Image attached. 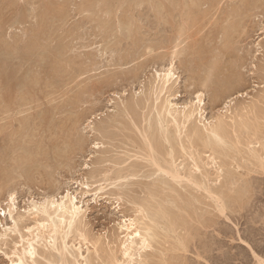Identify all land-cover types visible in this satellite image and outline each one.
Wrapping results in <instances>:
<instances>
[{
  "label": "rangeland",
  "instance_id": "374dc122",
  "mask_svg": "<svg viewBox=\"0 0 264 264\" xmlns=\"http://www.w3.org/2000/svg\"><path fill=\"white\" fill-rule=\"evenodd\" d=\"M11 1L10 0L9 1L8 0H0V13L3 12L2 14H0V24L2 23L1 21H5V19H6V22H9V23L4 22V23H2V25H0V32L1 33L4 32V34H2V35H4V37L6 38V40H8L7 43H9L7 45L6 40L3 38V36H1L2 37L1 39L2 40H0V47H2V48H0V56H1L0 57L1 58L0 64H3L4 63L3 61L6 62V60H7L8 61L7 64L9 66V68H11V70H12V71L11 70H9V71L10 72H13V74L14 73L15 74L18 73V75L16 74L17 77L15 75L11 74L15 78L13 80V82H12V91H14V92H12V97L15 98V99L18 97V99H16L14 101V104L17 103L16 106L13 103H10L9 104L10 109L7 106L8 104L6 105V103H4V102L1 103L3 101V99H2L3 97L1 95V91H2V88H3V83L2 82H4V81L2 79H0V82L2 81L0 83V89H1V91H0V95H1L0 96V99H2V100H0V103L3 104V106L5 105L4 106L5 108L3 107L4 110L1 109V112H3L4 114L2 113V115H1V112H0V115H1L0 116V124H1L0 125V129L3 128V126L5 128L6 127H9L8 129H4L3 128L4 130L1 129V131H0V142H1L0 143V147H1L0 150L2 151V149H4L3 147L5 146V144H7V146H5V148L7 149V147H8V149L5 152H7L8 153V156H10V158H11V159H9V158H6L5 159V161H4V164L5 165H3V161L2 160L0 161V164L1 165H3V166H6L7 165L8 166V168H6V173H8V174H6V177L9 175L10 181H9V177H7L8 179L6 178L5 180L6 181L8 180L7 183L9 185H7V183L5 181V183H6L5 186H8L10 188L14 187V189L16 188V191L18 190L17 191L18 192L17 193V196H18L17 197V203H18L17 205L19 206V211L20 212L22 211V213L28 207L27 205H29L31 203L30 200H32V199H35L36 198L35 200H41V199L43 200V197H45V195H46V197H48V194H49V196H51V195L59 196V194L60 195H63V194L66 193V191L68 189H70V191H74L75 193L77 192L76 194H78L79 197H82L83 200H85L86 202H88V203H86L88 205V212H87V218H86V225H87L86 231L89 234V238H91V236L93 237L90 240L96 241V242L95 243L93 242L92 244H90V242H85L83 240L81 241L80 238H77L76 236H74V238H73V235H71L72 236V237L70 236L71 243L73 241V242H75V244L77 246H81V247L83 245L82 251L83 252L85 251L84 254L85 255L92 254L90 256L93 257L94 259L96 258L95 260L92 258L93 259L92 262L94 261L93 264L94 263L95 264H103L104 261H105L104 262V264H105L106 263V259L104 261H101V260H103L104 258H106L105 255H108V253L110 254V250H111V253L114 250V253H116L115 255L118 256V258L120 259L122 255L120 256V254H121V252L119 253L120 247L118 248V246L120 244L119 243L120 242L119 239L122 238V236H124V233L122 234V232H123L124 229L121 228V224H122L121 221L123 220V218L125 216L126 217L127 216L128 217H137V216L140 217V215H142V214L139 213V211H138V209H139V205H138L139 202L140 203L143 202V201L144 202H148V200H150V201L152 200V203H153L154 200H156V196L158 195V192L159 191L156 192V195L154 196V200H153L152 196H151V198H152L151 199L150 196H149V194H148L149 193L148 192V188L149 187H152L154 184L156 185L157 182H158V184H160L161 183L159 181V180H161L160 178H164V176L160 177L159 174H156L155 175L153 173L154 170H155V167L152 166V167H154V169H153L151 167V164L150 163L149 164L147 163L146 159L143 158L144 155L141 157V155L145 153V152H143L144 151L143 148H145V147H141L142 145H145L144 142H143V136L140 135L141 133L138 132L139 130L133 124H130V123H132V120H130L131 114L128 115L126 113L127 114L126 115L125 113H123V110L119 111V109H122V108H119V107H121L123 105L122 104L123 103L122 101H124V104H126L127 101H130V100L132 101V98H134V99L137 98L136 101H137V103H139L140 106L138 105V107H140L141 110L138 109V107H137V112L139 110L138 113H140V114L136 113V117L139 116V115L141 116L142 114L144 115V116L142 115L141 117L140 116L138 117V118L141 119V121H140V119H139V121L136 119V121L139 123V126H141V125H144L145 126L147 124V123H145L146 122L145 121V118L146 117H148L147 118L148 120L150 118L155 119L156 118L155 117L156 113H154L155 112V110H154L155 109V107H154L155 106V101H154V99H155L154 98L155 97V93H154V90L151 89V88H153L152 87V84L154 82L155 74H156V71L157 70H161L162 67H164L165 65L168 64L169 61H171V59L173 57L172 56L173 55V52H176L177 51L175 53L176 54L175 57L177 59L175 58L174 60H175V62L177 64L176 66H178V68H179L177 70V74L178 75L180 74L181 75V78L179 77L180 79H179V82L177 84V87L178 88L177 87L175 88V89H177V90H175L176 91V95H174V96L171 97L172 100H173V102H176V103H178L181 106L184 103L188 102L189 100H193L196 97L197 93L199 92L198 90H200V92H203L204 91L203 93H205L204 94V97L206 99L205 100V102H206V104H205V109H206L205 116L206 117L212 116L215 113H218V114L224 113V112L227 113L226 111L229 109V107L230 108H233L232 110H234V108L235 109H237V108L239 109V107H241V106L242 107H246V101L247 102H251L250 100H253L254 97H257V95H258L257 92L258 93L261 92L260 94L264 93L263 92V90H264V81H263L264 80V67H263L264 66V0H256L255 2L252 0L253 3L250 0V2L248 4L245 3L246 0H209V1L208 0H206V1L200 0L199 1V4L197 5L198 7L197 6H195V7L192 6V8L189 7V8H185V10H183V11H185L187 13L188 9H190V12L191 13L188 12L189 13V16H188V13L186 14L185 12L181 11L180 9H178V10L176 9L175 12H173V15L174 16L172 15L174 17V19L172 17L173 20L171 19L172 20V23L169 22L170 24H168V22H165V21L162 22L163 20L159 21L157 19V14L156 15H153V13L155 14L156 11L153 12L152 10H155V9H153V7H151V5L147 1L140 2L138 0L137 1L138 2L137 5L135 3L133 6L130 7V6H128L126 4L127 6L126 5L121 6L122 9H119L120 7L117 8L118 4H114V9H115L116 15L113 14V17L111 16V18H110L112 20V21L110 20V23H112V25L115 28L114 32H112V31H108V32L103 31L102 32V31H100V29L98 30L99 27L97 26V24H98V21L97 20L100 17L99 15L102 14L101 12L99 14V11H101L100 8H99V6L102 5V3H101L102 0L98 4L96 3V0H93L92 1V2H94L97 5V10H96L97 13H98L97 18H95L96 16L93 17L94 14L91 15L93 12L92 11L90 12L89 10H91L92 7H90V4H86L87 0H84V1L83 0H18V1L17 0H13V2H11ZM54 1H55V3H58V6L59 7L56 4L52 5ZM202 1L204 2V4H202ZM51 2H52V4H51ZM146 2H147V4H146ZM200 2H201V4H200ZM208 2H209L210 5L208 4ZM8 3H9L10 6L7 5ZM10 3H13V4H10ZM48 3H50V5ZM59 3H60V5L62 4L63 6L60 7ZM140 3H141V5H140ZM250 3L252 5L255 4L254 7H252V5ZM5 4H6V6H4ZM95 4L91 3V5L94 8V9L92 8L93 10L96 9ZM217 4H218V6H217ZM242 4L243 5H246V7H250V9L249 8H246L245 6H243L246 9L245 10L242 7ZM11 5H16V6L15 7L13 6V8H12ZM49 6H52V8L51 7L49 8ZM55 6H56L57 10H54V9H56ZM84 6H86V7L88 6V7L86 8ZM125 6L128 7V8H126V10L128 11V13L125 10ZM239 6H241L243 8V10ZM21 7L23 8V12H22V8ZM32 7L35 9L36 13H35V11L33 10ZM41 7H44V8H41ZM47 7L49 8V10H51V12L54 11L55 13L54 12L51 13L48 10ZM133 7L135 8V10H133ZM236 7L241 8L240 10H242V11H240L239 8H236ZM5 8H7V9H5ZM123 8H124V11L125 12L123 11ZM13 9H15V10L13 11ZM43 9H44V12L48 11V16H46L47 13H46L45 16H42V14L44 13V12H42ZM61 9H62V11H61ZM87 9H88L89 12H87ZM186 9H187V11H186ZM199 9H201V10H199ZM207 9H208V11H207ZM210 9L213 10V12ZM234 9H236L235 12L237 11L236 14L234 12ZM82 10H83V12H82ZM84 10H85V12H84ZM203 10H205V12ZM228 10H229V12L231 14L233 13V15H231L228 12ZM39 11H41L42 13H40ZM193 11H195L194 14H193ZM197 11H198V13H201V14H198ZM231 11H233V12H231ZM239 11L242 12V13L238 14ZM14 12H16V15H15ZM30 12L32 13L33 17H31V13ZM65 12H66V14H65ZM117 12H118V15H117ZM131 12L134 14V16H133V14H131ZM207 12H208V14H206ZM38 13H40V14H38ZM89 13H91L90 14L92 16L91 18H90ZM177 13H183V15L186 14L185 15V18L187 19V20H185V22H186V28L187 27H189V28L186 29L184 27V30L181 32L183 35L185 33V36L181 35V33H180V28L183 27V23H184L183 20L185 18L183 19L182 17H184V16H182L180 14H178V15L175 16V14H177ZM22 14H24L26 16V18H25L24 15L22 16ZM50 14H53V15L50 16ZM58 14H59V16H58ZM123 14H124V16H123ZM211 14H213V15H211ZM37 15H39L38 18H37ZM40 15H41V17H40ZM103 15H105V14H103ZM119 15H122V17L120 16L121 19L122 18H125V17H128L129 19H131L132 16L133 17H136V19L141 18L139 20H136L135 18L133 19V21L136 20V21H139L140 22V23L137 22V23H139L138 24L139 25V29L137 31H138V33L142 32V34L140 33L139 35L137 33V35L139 37L137 36L138 39H136V43H137V44L135 43L136 45L140 46V45H143L142 43H145L146 44V43H149V42L150 43H154V44H155V42L157 43L156 49L153 52H151V53H149L145 48H143V46L140 47L139 48V52L141 51L140 54L143 52V53H145V55L143 54L144 56H142V58H141V55L142 54L141 55L139 54V56L137 57L136 63H135V60H134V63H133V61H131V63L129 62L130 65H128V63H126L127 62L126 60H123L124 61L123 62L120 59L119 60L116 59L117 57L119 58V54H120V52H122V51L119 52L120 47H122L121 50H123V52H124L127 49L129 50V48H127V47L130 46V48H132L133 47L132 45H134L133 43L135 42L134 39H132L133 41L130 40V39H127L128 41L127 40L126 41L129 42V44L126 41L124 42V40L120 44H116V42L118 43V41H116V40H118L116 38V36H120V33H121L120 32L121 29H118V26L116 25V24H118L117 22L120 20L119 19L120 18ZM200 15H202V16H200ZM236 15H239V17H237ZM240 15H242V16H240ZM1 16L4 17V18H2ZM116 16H118L117 17L118 18V21H117ZM154 16H156V17H154ZM177 16H179V17H177ZM226 16L227 17L229 16V19L226 18ZM233 16H235V18ZM21 17H22V19H21ZM103 17H106V15L103 16ZM190 17H191L192 20H194V17H195V20L193 22H192V20H191V22H187L188 20L190 21V19H189ZM204 17H205V19H204ZM206 18H207V20H206ZM9 19H14V20L8 21ZM47 19H48V21H46ZM92 19H94L96 21L94 22ZM175 19H177V20L179 19V20L176 21ZM232 19H233V21L234 20L235 21L232 22L231 21ZM236 19L238 20V22H236L237 21ZM22 20H24V21L27 20V21L24 22ZM39 20H40V22H39ZM50 20H51V22H50ZM198 20L201 21V22H199ZM21 21H22V23L20 24ZM157 21H158V23H157ZM35 22H37V23H35ZM177 22H179V23L181 22L180 23L181 25L179 23H177ZM44 23H45V25L47 24L46 27L44 26ZM48 23L50 24V26H49ZM159 23H160V25H158ZM195 23H196V25H195ZM220 23H221V25H220ZM233 23H235V25ZM37 24L41 28L38 27L39 28L38 29L37 26H36ZM51 24H53V25H51ZM176 24H177V26H176ZM191 24L192 25L194 24V26L192 27ZM236 24H237V26H236ZM82 25H83V27H81ZM190 25H191L192 29L190 28ZM33 26H35L36 29ZM96 26L98 28H96ZM179 26H180V28H179ZM28 27L31 28L29 30H32V28H33V29H35V31H38V30L40 31V32L38 31V32L32 33V35L36 34V36H37L38 39L37 38L34 39L36 37L35 35L32 36L33 38H31V32H34V31H30V32L27 31L28 30L27 29ZM177 27L179 29H177ZM223 27H225V28L223 29ZM52 28H53V30H52ZM46 29H47L48 32L45 33V30ZM172 29H173V31H172ZM189 29H190V32H189ZM237 29L238 30L240 29V31H238V33H237ZM23 30H24V32H23ZM158 30L160 31V34L158 33L159 32ZM186 30L188 31V33H187ZM216 30L218 31V33H217ZM233 30H234V32H233ZM25 31H26L27 34L30 33V35L28 34L29 35L28 36L27 34H24ZM51 31H53V32H51ZM220 31H222L223 34H225V36L222 35V32L220 33ZM225 31H227V32H225ZM105 32H106V34H105ZM118 32H120V33H118ZM143 32H144V35H143ZM70 33H71V36H70ZM177 33H178V35H177ZM234 33H235L236 36L233 35ZM5 34H6V36H5ZM20 34H21V37L22 38L19 36ZM101 34L103 35L102 37H104V38L100 37ZM112 34H113V36H111ZM229 34H231V35H229ZM41 35H43V36H41ZM96 35H97V37H96ZM107 35L110 38V40L108 39L109 41L107 40V38H108ZM146 35H148V36H146ZM180 35H181V37L179 38L178 36H180ZM14 36L17 38V40H15L16 38ZM18 36H19V39L21 38V40H20L21 43H20V41L18 39ZM160 36H162V37L160 38ZM163 36H165V37H163ZM182 36H183V40H182ZM223 36L225 37V39H224ZM11 37H13V39ZM25 37H26L27 40H28V38H31V41H30V39L28 41L25 40ZM41 37L42 38L44 37V38L42 39ZM105 37H106V39H105ZM143 37H145V39L146 38H149L148 41L146 40L147 41L146 42ZM176 37L179 38V39L177 38L178 41L176 40ZM184 37H186V38H184ZM227 37H228V40H227ZM75 38H77V39H75ZM152 38H156V41L153 40ZM157 39L158 40L159 39L161 40L160 41V44L157 41ZM174 39H175V41L172 42V40H174ZM12 40H15V41H12ZM23 40H24V42H22ZM37 40H38L39 43L41 42L40 44H42V42H43V45H41L42 48H38L39 51H38L37 48L35 49L38 52L31 51V53H30L29 51L27 52V50L25 52H23L26 49L27 45L30 44V42H34V41L36 42ZM46 40H48L47 43L45 42ZM105 40H106V42H104ZM113 40L115 42H112ZM142 40H143V42H142ZM212 40H214V41H212ZM233 40H234V42H233ZM3 41H5V42H3ZM17 41H19V44H18ZM225 41H226V43H225ZM228 41L230 42V44H228L229 43ZM140 42H142V43L140 44ZM161 42H163V43L161 44ZM166 42H168V44ZM177 42H179V43H177ZM197 42H199L202 46L200 44H198ZM209 42H210V44H208ZM232 42H233V44H231ZM122 43H123V45L124 44L125 45L123 46ZM164 43H166L167 45L166 44L163 45ZM172 43H174L175 46L176 45H178V46L180 45L179 48L177 47V49H176L175 46H173ZM180 43H182V44H180ZM194 43L196 45L197 44L198 45L195 46ZM11 44H14L16 46H14V45L11 46ZM23 44H26L25 47L23 46ZM5 45H7V47ZM19 45H21V46L19 47ZM104 45H105V47H104ZM106 45L107 46L110 45V46L107 47ZM160 45L161 46H164L165 48L164 47L161 48ZM204 45H206L207 47L204 46ZM225 45L231 47L232 50H231V48L229 49V47H227L228 48L227 49ZM3 46L6 49L8 48L7 49V52H6V49ZM53 46H54V48H53ZM68 46L70 48H72V50H70V48ZM111 46H112V50H113V53L115 54V56L111 52L112 50L109 51V49H111ZM167 46L169 48H170V46L171 47L173 46L176 50L173 47L169 49ZM14 47L15 48L17 47V48L15 49ZM23 47H24V49H23ZM106 47H107V49L105 51L104 49ZM113 47H115V48L113 49ZM118 47H119V49H117ZM185 47H190V48L187 49ZM191 47L193 48V50L191 49ZM199 47H203L204 50H206V48H207L208 51L211 48L210 51H209L210 54L206 53L207 50L204 53V50L202 48H199ZM2 49H3V51H2ZM58 49H60V50L58 51ZM64 49H67V50H64ZM224 49L226 51H223ZM17 50H18V52H16ZM50 50L52 51V53L56 51L57 55L55 53L52 54V53L48 52ZM98 50H99V52H98ZM117 50H118L119 53L117 52ZM189 50H191V51H189ZM201 50H203L202 51L203 52L202 54H201ZM41 51L42 52L45 51V52H43L44 55H43V53ZM65 51H67V52L65 53ZM170 51H172V53ZM186 51H189V52H187V54H186ZM61 52H62V54L65 53V55L64 54L62 55ZM106 52H107V54H106ZM116 52H117V54H116ZM227 52H229V53H227ZM9 53H11V56H10ZM18 53H19V55L21 53L20 57L18 55H16ZM24 53H25L26 56L24 55ZM38 53H40V54L42 53V55H39ZM146 53H147V55H146ZM31 54H32V56H31ZM94 54L97 55V57ZM165 54L166 55L168 54V55L166 56ZM177 54H178V56H177ZM213 54H215V55H213ZM38 55H39V57H37ZM75 55H76V57H75ZM88 55H91L89 57L94 56V58H91L90 61H92V59H94V61H92V63L97 62L96 65L95 64H92L89 60H87L88 59ZM2 56L5 57V58H3L4 60L2 59ZM15 56H17V57H15ZM48 56H50V59H49ZM60 56H61V58H62V56H63V58L67 57V60H65L66 58L65 59L58 58ZM70 56H71V58H68ZM73 56L75 57V59H72ZM112 56H113V59L112 60L114 62H115V59H116V62H117V60L119 62H121L120 63V67H119V64L117 66V63L116 62H115L116 66H115V64L114 65L112 64V63H114L111 60ZM161 56H162V58H161ZM18 57L20 58L21 61L19 60ZM44 57H46V59ZM54 57H55V59H54L55 61L58 59V61H60L62 63H59V62L55 63V62H53L54 61L53 60ZM164 57H165V60H167L168 62L165 61V60H163ZM235 57H237L238 59L235 58ZM37 58H40L39 59V62L36 61V60H38ZM76 58L77 59L79 58L80 60H83V62L80 61V62L83 63L82 66H80L82 63H79V61H78L79 59L77 60ZM156 58H158V59L156 60ZM28 59H30V61H32L33 63L30 62ZM44 59H45V61H44ZM48 59H49L50 62L52 61L51 62L52 64L51 63L50 64L53 65V66H51L50 64H48V62H49ZM68 59L70 60V62H69ZM187 59H192V60H189V62H191V63H188L187 62ZM218 59L220 60V62H217ZM236 59H237V62L235 61ZM76 60L78 61L79 64L76 62ZM109 60H111V61H109ZM155 60H156V62H155ZM185 60L190 65L185 64ZM215 60H217V61L215 62ZM86 61H88V62H86ZM211 61H212V63H211ZM221 61H222V63H224V65L226 63V65H225L226 67L224 65H222V66L225 67V68L222 67L223 68L222 70L220 69V67H221L220 66ZM231 61H232V63H230ZM73 62H76V63H73ZM84 62H85V64H84ZM160 62H163V63L161 64ZM164 62H166V63H164ZM234 62L236 64H234ZM9 63H10V65H9ZM14 63H15V65H14ZM29 63H32V64L35 63V64L32 65V64H29ZM46 63H47V65H46ZM88 63H89V66H88ZM137 63H139V64L137 65ZM39 64L41 65L40 66L41 68L38 67ZM77 64H78V67L75 68V66H77ZM121 64L123 65V67H121L122 66ZM124 64H126V65H124ZM191 64L193 65L194 68L191 66ZM227 64H229V66L231 65L230 66L231 69H230L229 66H227ZM16 65H17V67H16ZM30 65L33 68L30 67ZM36 65H38V66H36ZM48 65H49V69H48V67H46ZM65 65H67V66H65ZM70 65L72 67V70H70L71 69ZM85 65L88 66V67H86ZM97 65H98L99 69H98V67H97V69L95 68ZM135 65L137 66V68H136ZM139 65H142V66H139ZM215 65L216 66L218 65V66L215 67ZM238 65H239V67H237ZM11 66H13L15 68H13ZM25 66H26V68H25V71H24L23 68ZM56 66L58 67L57 68L58 71H60L61 68H63L61 70V75L62 74H65V73L66 74H65V76L62 75L63 78H61V79L56 78L55 80H52V77H53L52 75L53 74H52V71L51 70H53L52 67H56ZM91 66L94 69H92ZM206 66L207 67L209 66L210 69L207 68ZM29 67L31 68V70L29 69ZM45 67H46V69H45ZM132 67H133V69H132L133 72H131L132 71L131 70ZM186 67H187V69L189 68V70H187ZM21 68H22V70H21ZM35 68H37L36 69L37 71H35ZM87 68H89V69H87ZM140 68H141V70H140ZM226 68L227 69L229 68V70L225 74L224 70L226 71ZM14 69H15V71H14ZM82 69H84L83 74H82ZM85 69L88 72H85ZM192 69L194 71H196V73L195 72L194 73L192 72V74H194V76H196L195 77L196 79H194V76H192V74L190 73V71H192ZM213 69H214L215 72L212 71ZM218 69H220L221 71L218 70ZM20 70H21V72H19ZM40 70L42 72H44V75H43V73ZM125 70H127V73H126L127 75L125 73H122V72H125ZM128 70H130V72H131L130 76H128L129 75L128 74ZM206 70H207V75L205 73ZM216 70H217V72H216ZM16 71H18V72H16ZM32 71L33 72L35 71L36 73L35 72L33 73ZM76 71L78 72V74L75 73ZM208 71H211L214 75H212L211 72H210L211 74L209 73V75H208ZM218 71H220V72H218ZM231 71H234V72L232 73ZM229 72H230V74H229ZM26 73H28V74H26ZM30 73H32L33 75L30 74ZM135 73L137 75H135ZM231 73H232V76H231ZM38 74H39L40 77H43L45 79L44 80L43 79L41 80V78L38 77ZM41 74H42V76H41ZM48 74H50L51 80L49 79L50 76H48ZM113 74L114 75L116 74V75L113 76ZM219 74L222 76V78H221V76H219ZM238 74H239V76H238ZM30 75H32V77L34 76V80L35 81H32L33 78H31ZM35 75H37L36 76L37 78H35ZM72 75H73V77H75V79H76L75 81H73ZM77 75H79V76H77ZM108 75H110L111 77L108 76ZM210 75L212 76V79H213V80L211 79L212 82L209 81L210 79H209L208 76H210ZM225 75H229V76H226L227 79L225 78ZM47 76H48V79L50 81L49 83L46 82V81H48ZM116 76H118V77H116ZM29 77L31 78V80H30ZM106 77H107V79H105ZM217 77H218L219 80L217 79ZM236 77H238V78H236ZM215 78H216L217 81L216 80L214 81ZM223 78H225V79H223ZM240 78H242V81H240L241 80ZM28 79L30 81L29 83L33 82L32 83L33 85H34V82H36L37 80H38V82H37V84H35L37 86L36 88H35V86H33V89H32L33 91L30 94L31 96H29V95L28 96H24V98L26 97L25 98L26 101H25L24 98H22L23 96H21L22 89H23V83H21V82L22 81L23 82H27ZM111 79L114 81V83H113V81ZM222 79L225 80L224 82H225L226 85L224 84V82L222 81ZM229 79H231L230 80L231 82L228 81ZM17 80H18V82H16ZM39 80H40V82H39ZM59 80H60V82H59ZM234 80L239 81L240 83L235 82ZM109 81L112 84H110ZM151 81H153V82H151ZM208 81H209V83H208ZM57 82H59V83H57ZM149 82H150V84L152 83L151 86H150ZM38 83H40V84H38ZM94 83L97 84L98 86L97 85L95 86ZM101 83L103 85H100ZM227 83H228V85H227ZM235 83H237V85H234ZM56 84H58V85H56ZM209 84L211 86L208 87L207 85H209ZM214 84H216V85H214ZM15 85H17V86H15ZM39 85H41V86H39ZM65 85H66V87H64ZM92 85H93V87H92ZM212 85H214L213 86L214 88H212ZM53 86H55V89L56 90L54 89ZM85 86L86 87L89 86V87L86 88ZM40 87H42L41 88L42 90L39 89ZM95 87H98V89L95 88ZM92 88H93L94 91L92 90ZM215 88H218L217 90L219 91V93H221L218 96V98H216V99L214 98V95L212 96V94H214V92H215V91H213ZM43 89H44V91H43ZM63 89H64V91H63ZM81 89L84 90V91L90 90V92L89 93H87V92L83 93L84 91H82ZM148 89H151L150 92H149L150 94H152V92H153V94H152L153 100L152 101H153L154 105H153V103L151 101L152 98H151V95H149V93H148V91H149ZM220 89L221 90L223 89L224 91L223 90L221 91ZM45 90H46V92H45ZM41 91H43L42 94H41ZM56 91H59V92H56ZM80 91H82V93ZM91 91L93 92V95L91 94L92 93ZM74 92H77L76 95L73 94ZM195 92H196V94H195ZM34 93H36V94H34ZM247 93L248 94H251V95L248 96ZM19 94H20V96L22 98V101L20 100L21 99L20 96H17ZM37 94H38V96H41V97L38 98ZM77 94H79V95H77ZM88 94H90V95H88ZM22 95H24V94L22 93ZM34 95H35V97H34ZM72 95H75L74 98H77V99H73L72 98L73 97ZM146 95H147V100L145 99ZM32 97H33V99H32ZM78 98L81 101L78 102ZM81 98H83V99H81ZM129 98H130V100H128ZM142 98L145 101L144 102L145 105L142 102V100H143ZM248 98H250V99H248ZM23 100H24V104H27L28 103L27 102L28 100H30L31 103L29 102L28 105L25 106L23 104ZM32 100H34V101H32ZM64 101L65 102L67 101V103H65ZM71 101H72V103H71ZM146 101L149 102L148 104L150 106H148V104H147ZM20 102H22V103H20ZM69 102H70V104H72L71 105L72 108H71ZM243 102L245 104H243ZM32 103H33V105H31ZM237 103L239 105L240 104L241 105L239 106ZM1 104H0V107H1ZM18 104L21 105L20 106L21 107L20 109L18 107ZM141 104H143V105H141ZM22 105H24V106H22ZM117 105H119V106L116 107ZM143 106H145V107H143ZM141 107H143V108H141ZM152 107H153V109H152ZM46 108L48 110H50V111H48ZM50 108H52L53 110L50 109ZM146 108H147V110H146ZM148 108L151 109V110H149ZM6 109H9L11 112L9 110H8L9 111L8 112ZM21 109H22V111H21ZM45 110H46V112H45ZM6 111H7V113H6ZM144 111H146V112H144ZM150 112H153L152 113L153 115ZM242 112H245L246 113V111H242ZM14 113L15 114L17 113V114L14 115ZM32 113L34 115H32ZM119 113H121L120 115H122V116L125 114L124 117L128 116L129 119H128V117L123 118L122 116L119 115ZM212 113H214V114H212ZM245 113H243V114H245ZM30 114L32 116H34V117H32ZM207 114H208V116H207ZM210 114H212V115H210ZM218 114H215V115H218ZM3 115H5V117ZM7 115L10 118L9 117H6ZM27 115H28V117L31 116L30 117L31 120L29 119L30 121L28 120ZM74 115L76 116V119H75V116ZM22 116H23V118H25L24 120H26L25 121L26 123L24 121H21V120H23V118L21 119ZM43 116L44 117L46 116L45 117L46 119H44ZM48 116H50V117H48ZM73 116H74V118H73ZM2 117H3V119L5 118V120L8 123H10L11 126L9 124H5L6 121L3 120V119H1ZM117 117H118V120L120 119L119 121L120 122L123 121L124 124H126L128 122L126 124V125H128V128H127L128 130H126L125 127H127V126H125V125H124V128H122L123 126H121V125H123V123L120 124V122L117 121ZM17 118H20L19 119L20 120V123H19L20 125L18 124L19 121H18ZM53 118H54V120H53ZM33 119H35V121ZM113 119H115L116 121L113 120ZM51 120H53V121H51ZM76 120H78V121L76 122ZM33 121L34 122H37L38 121V122L35 124V123H33ZM124 121H126V122H124ZM31 122L34 124L35 127L33 126V124L32 125L30 124ZM39 122L40 123H43V124H40ZM56 122L59 123V125H57ZM72 122L74 124H72ZM2 123H4L5 125H3ZM23 123H25L26 125H24ZM62 123L63 124L66 123V124H64V126L67 125V130L64 128V126H63ZM110 123H112V125H110ZM39 124H40V126L38 127L37 125H39ZM44 124H45V126H43ZM76 124H79V125H76ZM28 125H30V126H28ZM56 125H57V127H56ZM61 125H62V127H61ZM102 125L104 126L103 130L105 129L104 132H102L103 131L102 130ZM109 125H110V127L108 128ZM19 126L21 128L24 127L25 130H24V128H23V130L22 129H19ZM25 126H27V127H25ZM32 126H33V128H37V129H33V128L31 129ZM75 126L78 127V128H75L77 130H73V128ZM98 126H100V128H98ZM105 126L108 129H106ZM68 127H70L71 129L68 128ZM14 128L19 129L18 131L24 132V134L26 132V134L24 135L23 133L22 134L20 132L18 133V131L16 129H14ZM13 129H14V131H13ZM26 129H27V131H26ZM39 129H40V131H39ZM60 129L62 130V133L63 134H61V130ZM119 129H120V132H119ZM242 129H241V133L243 134V131L246 132V129H244V128H242ZM11 130H12L11 134L14 133V132L15 133L17 132L18 135L14 133V135L11 136V134H9L10 133L9 131H11ZM28 130H31V131H28ZM72 130H73V132H72ZM97 130L98 131L100 130L99 132H102V134H100ZM112 130H114L118 135L115 136L116 134H114ZM134 130H135V132H134ZM75 131L77 133H75ZM27 132H32L33 135L31 133H27ZM43 132L45 133V136H44ZM66 132L69 133V135ZM124 132H126V133H124ZM34 133H36V134L34 135ZM70 133H73V134L75 133V135L73 136V134H70ZM111 133H113V134H111ZM133 133H134L135 136H139L138 139H135L137 137H135L133 135ZM2 134L4 136H6V137L5 138H4V136L2 137ZM29 134H31V136ZM77 134L78 135L80 134L79 135V139L80 140H78V141L79 142L81 141L80 143L83 144L82 147H81V144H79V142L76 141V139H78V138L74 139V141H73V139L71 140L70 138H68V136H70L71 138H72V136H73V138L78 137ZM126 134H128V135L130 134V135L128 136ZM242 134L239 133V135H241V136H242ZM59 135H61L60 136L61 138L59 137ZM81 135H82V137H81ZM110 135H112L114 137H110ZM125 135L128 136V137H130V138H131V136L132 137L134 136V137L131 138V139H129L128 137L126 138ZM9 136L12 137L13 139H15V140L17 139V140L16 141L15 140H11V142L10 141H7L8 140L7 138L10 139ZM24 136H26V137H24ZM62 136H63V139H62ZM66 136H67V138H66ZM243 136H246V133H244ZM42 138H43V140H41ZM37 139L38 140L40 139V143L38 142ZM140 139H141V141L143 143H140L141 142ZM34 140H36V141H34ZM130 140L132 141V143L130 142ZM137 140H139L138 143L141 144V145H140V147L137 144L135 146L141 148L142 149L141 151L138 148L136 149L135 146L133 145V144H135V142L137 143ZM3 141L4 142L6 141L5 144L2 143ZM12 141L14 142V144H16V143L18 144L20 142L21 143L23 142L24 145H23V143H22V145L20 143V145L18 147L16 146L17 144L15 145L16 147H14V144H13ZM243 141H245V138H242V141H241L242 144L239 143L237 145V147L239 149H241V152L243 151L244 154H246V147H245L246 146V141L245 142H243ZM36 142L39 143V145L41 147L42 146L43 147L42 148L41 147H36V145L38 146V144H36ZM45 142H47V143H45ZM67 142H69V143H67ZM70 142L72 143V146L70 145L71 144ZM9 143H11L10 144L11 147H9L10 146ZM244 143H245V145H244ZM56 144H58V145H56ZM74 145H76L77 147L79 145L80 146V147H78L79 149H77V147L74 148ZM24 146L25 147L28 146V149L29 150H33L35 148L37 151L40 152V158H38L39 155L35 158L36 160L34 158H32V159H34V162L33 163H32L33 160H31V161L30 160L29 161L27 160L28 162L25 161L26 159L23 158V156H24L23 154H25L26 153V150H28V149H25ZM70 146L72 148H70ZM133 146H134V148H133ZM12 147H14V149ZM29 147H31V148H29ZM11 148H12V150H11ZM16 148H17V150H16ZM37 148H39L40 150L37 149ZM47 148H48V151L46 150ZM65 148H66V151H65ZM243 148H244V150H242ZM6 149H4V150H6ZM15 150H16V152H15ZM179 150L180 149L177 148V151H178L177 152V155L178 154H181V155H178V156H181L180 158H182V159L178 158V160L180 162H182L185 159V157L187 156L188 158H186V159L189 160V161L185 160L184 162L186 164H187V162L190 163L191 162V159L189 158V156L182 154V152H179ZM200 150L202 151L203 148L202 149L200 148ZM17 151L19 153L20 152L23 153V154L20 153L21 154L20 157L24 159L23 160L24 162H21V164L19 165L20 167L17 165V162H16V160H17L18 161V164H19V162L21 161V158H19V160L17 158V156L20 155V154H16V153H18ZM54 151H59V152L57 153V152H54ZM62 151H63V153H62ZM68 151L69 152L72 151V153H69ZM234 151H236V149H234ZM234 151L232 149V151H230V152H232L233 154L235 153L234 156H236V158L238 156L237 159H239L240 161H242V160L245 161V158L244 157H243L244 159H242V155L243 154L241 155V154H239L238 151L237 152H234ZM45 152H46V155H48L47 158H46L45 155H43V154L41 155V153H45ZM47 152H49V153H47ZM67 152H68V155L66 154ZM135 152H139L140 155L136 153L137 155L135 157ZM202 152L204 153V151H202ZM55 153H57V154H55ZM203 153H201L202 154V157L205 159L204 161H206V160L208 161V166H205L204 165L205 166V168H204V166L202 164L201 165V167H203L202 169H204V171L205 170L209 171L210 174L214 171L215 174L212 173L213 175L212 174H211L212 176L210 175L212 177L211 184H214L216 182H217L216 183L217 185H218V183L220 184V179L217 180V172H215L216 171L215 168H217L218 165L215 164V161H213L212 159H208V157H207L208 156V153H206V154H203ZM236 153H238V154H236ZM58 154H59V156H58ZM132 154H134V155H132ZM131 155L134 156V157H132ZM14 156L17 158L16 160H13L14 158L12 159V157H14ZM137 156L138 157L140 156L141 158L140 157L137 158ZM183 156H185V157L183 158ZM239 156H241V157H239ZM51 157L53 159H51ZM56 157L57 158L59 157L60 160L59 159L56 160L55 159ZM40 159H43L44 165L42 164L43 162ZM37 160L40 161V163L42 165L39 164L37 162ZM52 161H53V163H52ZM134 161H136L137 163L139 162L141 164L138 163V166H137L136 165L137 163L134 162ZM5 162H7V163H5ZM8 162L11 165L10 164L8 165ZM26 162L28 164H26ZM142 162H143L144 166L146 164V166L148 165L150 167H148V166H147L148 168L147 167H144V166L142 167ZM144 162H146V163H144ZM48 163L50 164V166H49ZM117 163H119V164H117ZM134 163H136V164H134ZM211 163L214 164V165H212ZM242 163H243L242 165H244L243 167L245 169L246 165L244 163H246V161L245 162L242 161ZM14 164H15V167H14ZM46 164H48V165H46ZM210 164L213 166V168L211 167ZM234 164L235 165H233V168H234V170L236 172V175L238 174L237 175V177H238V181H237L238 184L237 185L239 186V183L241 182V180L243 182L244 180H246V179L249 178V182H251L252 187H253V185L255 183V185H254L253 188L257 192L256 191L254 192L253 191V188H252V192L253 193L252 192L251 193H248V194L245 193L242 196H238V193L236 191H233V193H232V191L229 192L230 193V194L228 193L229 196H228V194L225 195V197L227 196L226 197L227 200H225V201H226V203L228 202L230 205L227 203L228 207L225 208L226 212H224V213H221V211L218 209V207L215 206V204L213 203V201L211 199L208 200V198H206V199L204 198V201L205 202L206 201L207 202L209 201L211 204H209V203L208 204L209 205H213L214 209L211 208L209 205H206L207 202L206 203L205 202L204 203L202 202V205L200 204L201 202H196V206L197 205L198 206H202L201 208L198 207L199 210L202 209V211H203V212L202 211H198L200 214L202 213L201 215H205L207 209H208V212L207 213H208L209 217L211 215H214V214L217 213V216L214 215L216 217L213 216V217L209 218L210 221L213 219L212 222L209 221L208 215L207 216L205 215V217L203 216L204 220L200 219V222H202V224H203L204 227L201 225V223L198 222L199 223L198 224L197 221H196V223H194L195 220H196V216H197L196 214H191V215H193V217L195 216L194 217L195 219H193L191 215H187V213L185 214L184 213L185 211L184 210H181L180 207H177L174 204L172 205L171 202H173L174 199L175 200L178 199L179 197L177 196V198L176 197L174 198L173 196L176 193L172 189L171 190L170 189L169 190L167 189L168 188L167 185L170 184V182H168L166 180L169 179V181H171L170 178L166 177L165 180H164L168 184L165 183V182L160 184L161 186L162 185L163 186L165 185L164 186L165 187V189H164L165 191L164 190L160 191L159 192V197L162 198L161 192L162 193L163 192H166V193H163L162 195H163V199L164 200H165V198H167V199H166V201H164L163 199L160 200L161 198H158V196H157V199L158 200H156L155 203L157 204L159 201H161L162 203L166 204V202H167V204H166V205H168L167 207L173 208V206H175L173 208L174 209V212H175V210L177 208H179L178 210H176V213L177 214L180 213V212L183 213V214H178L179 216H181V215L183 216L185 214L184 216L186 218H184V216H183V218L186 219V220H188V221H190L189 225H191V221H192L193 224H195V225L197 224L198 225V226L196 225L198 228H199V226L201 227V228H199V229H201V230H199L200 232L197 231L198 228L195 227V225H194L195 228L193 227L191 229L192 231L191 230L190 231H185V230L178 229V231L179 230L181 231V232L179 231L180 234L182 233L181 235H185V238H187L189 240L188 241V244H187L189 246V247L187 246L189 249L188 248L181 249L182 252H180L181 250L179 249L177 251L178 254L185 252V253H183V255H185V256H183L182 254L181 255L179 254L180 259L182 258L183 261L179 259L178 260L179 263H177V260H175V261L172 260L173 261V262H171L172 264H175V263L176 264H180L181 262H182V264H183V262H186L185 264H187V263L188 264H255V261L257 263V259L255 257L256 251H257L256 254H258L260 257L264 258V256H262L263 253H264V230H263L264 229V174L261 173L263 175H260L258 173L257 174L256 173H252V175L250 174L249 176H253L255 178L253 179V177H251L252 178L251 179L249 176L246 177V169L244 170L243 167L240 168L237 165L236 162ZM131 165L132 166L135 165L134 168L135 167L136 168L139 167L138 168L139 170L136 169V168H135L136 170H134V168ZM22 166H23V170H22ZM234 166H236V167H234ZM237 166L239 167V171L240 172H238V167ZM18 167H19L20 170L18 169ZM140 167L143 170L142 172H141ZM209 167L211 169L208 170ZM149 168H150V170H149ZM8 169H11V171L10 170L8 171ZM17 169H18V172H17ZM131 169H133V171ZM147 169H148V172H147ZM151 169L153 170L152 172H151ZM212 169H213V171L210 172V170H212ZM242 169L245 171L244 173H243ZM129 170L132 173H130ZM12 171H13V174L15 176L12 175V173L10 174V172H12ZM135 171H136V174L138 173L137 171H139V173L137 175L135 174V176L133 175V177H132L131 174H133V172L135 173ZM204 171L203 170L202 171H198L197 174L199 173L198 175L201 176L202 175V172H204ZM241 171H242V174L245 175V176L244 175L243 176L246 177V178H243L241 176V174H240ZM118 172H120V174L122 176L121 175L119 176V173ZM143 172H145V173H143ZM127 173H129V174H127ZM152 173L154 175H152ZM254 174H256V176ZM128 175H130L131 177H129ZM149 175H150V177H149ZM11 176L14 177V178H11ZM116 176H118V177H116ZM124 176H128V178L127 177L125 178ZM214 176H216V177H214ZM119 177H121V178L117 180V178H119ZM153 177L154 178H158L157 181H154ZM112 178L113 179L115 178V180H113L114 182L112 181ZM239 178H241V179H239ZM12 179H14V180H12ZM223 179L224 178L221 177V180H223ZM153 181H154V184H153ZM81 182H86L89 186L82 185ZM151 182H152L153 185L151 184ZM162 182H163V179H162ZM111 183H114V184H111ZM245 183H246V181L243 182V183H240V184L241 185H244ZM184 185H186V184H184ZM217 185H216V187H218ZM5 186H4V190H2V193L0 194V202H1L2 199H5L4 196L7 197V194H8L7 190H10V188L8 189V187L6 188ZM102 186L104 187V189L103 190H99L98 188L99 187H102ZM179 187H180L179 191H181V193L183 194V192L185 191V187L184 188H181V186H179ZM256 188H258V189H256ZM261 188L263 190H261ZM96 191H97V194L95 195ZM83 192H86V193L83 194ZM145 192H148V193H145ZM169 192H170L171 195L169 194ZM202 192H203V194L205 193L202 190H201V192L197 191V193H201V194H202ZM184 193L186 194V192H184ZM115 194H117V195H115ZM165 194H166V196L167 195H169V196L166 197ZM201 194H199V195H201ZM233 195H235V196L238 197V199L235 197V199H237L238 201L237 200L234 201V196ZM169 197L171 198V201L169 200L170 199ZM225 197H224V199H225ZM231 197H232V200H231ZM39 198H41V199H39ZM146 199H147V201H146ZM186 199H184L183 201L187 203V200ZM133 201L134 202L136 201L138 203L137 204L135 202L137 204V206H136L135 203H133ZM183 201L181 200V198H179L178 200H176V203L178 204L180 202V204H178V205L181 206V207H184L186 203H184ZM202 201H203V199H202ZM232 201L234 203L235 202L236 203L233 204ZM239 201H240V203H239ZM243 202H244V204H243ZM203 204H205V205H203ZM231 205H232V207H230ZM233 205H235V206L233 207ZM203 206L205 208L206 207L207 208L206 209L205 208L203 209ZM236 206H237V208H235ZM215 208H216V210H215ZM233 208L235 209L234 210L235 212L233 210L232 211L229 210V209H233ZM211 209L213 210V214H212ZM169 210L170 211H173L170 208H169ZM260 210L263 213H261ZM137 211H138L139 215H138ZM177 211H179V212H177ZM209 211H210V214H209ZM254 212H255V214H254ZM171 213L173 214V212H171ZM176 213L173 214V215L176 216ZM226 213H227V215H226ZM228 217H229V219H228ZM28 218H30V219H28ZM191 218L194 221L191 220ZM206 218H207V220L209 222H206V220H205ZM146 219H147V221L149 220L148 218H146ZM24 220H27V222H25ZM24 220L22 221V225H21L22 226V229H24L23 228L24 225L29 226L28 225L29 223H30V225H32L33 224L32 222H34V220H32V218H31V216L25 218ZM213 221L215 222L214 224H213ZM6 222H7V224L9 223L8 225L12 224L11 223V220H9V218H7V220L4 219V223H6ZM23 222H25V223H23ZM148 222L151 223V221H148ZM207 223H209V226H212V227H209V226L207 227V225H208ZM26 226H24V227H26ZM0 229H1V227H0ZM24 230L26 232V229H24ZM189 232L192 233V236H191V234L189 236ZM193 232L195 234V237H193L194 236L193 235ZM183 233H185V234H183ZM186 233H187L188 237H186L187 236ZM174 234L172 233L173 236H174ZM197 234H198V236H197ZM12 235H15V234H12ZM12 235L9 237V240L11 242V243L9 242V244H8L9 246L3 245V244L1 245V243H0V245H1L0 246V264H13L10 261L13 258V254H11V253L13 251V248L12 247L14 246V244L12 242H15L13 240H16V241L19 240L18 239L19 238V234L17 233L16 236H12ZM17 236H18V238H17ZM255 236H257V237H255ZM189 237L190 238L192 237L194 240L192 238L189 239ZM161 238H164L165 239L164 235H162V237H159L157 239L160 240ZM171 239H174V238L171 237ZM171 239L169 237H166L165 240L162 239L163 242H162V240H160L161 243L158 240L154 241L153 244L155 243L154 247L156 249L155 248L148 249L146 251V252H148L147 254H152L153 253L155 255H159V254L161 255V251L160 250L166 248V246L171 247L170 246L171 244L169 245V243L170 242L173 243L175 241V240L172 241ZM187 239H186V242H187ZM74 240H76V241H74ZM101 240H102V242H101ZM111 240H114V241H111ZM116 240H117V243H116ZM168 240L170 242H168ZM109 241L111 242V245L112 246H110V242ZM157 241H158V245L156 243ZM166 241L168 242V245L167 244H164V243H166ZM246 241H247V243H246ZM79 242H81L80 243L81 245L79 244ZM103 242L105 243V245H104ZM84 243H87V244H84ZM102 243H103V246H102ZM159 244H161V246L164 245V246H162V249H161V246ZM107 245H109V246H107ZM256 245H257V247H256ZM96 246H98V247L101 246V247H99L100 248L99 249ZM251 246H253L254 249L251 248ZM88 247H89L90 250L88 249ZM115 247L118 249V250L116 249L117 251H115ZM157 247L160 250H157ZM202 247H204V248L202 249ZM101 248H103L102 251H98V253H97L96 249L97 250H101ZM105 248H107V249L105 250ZM109 248H111V249H109ZM112 248H114V249L112 250ZM252 250H254V251H252ZM105 251L106 252L109 251V252L106 254ZM153 251H155L157 254L155 252H153ZM169 251H167L168 252V255L169 254L170 255L171 254H176L178 256V254L176 253V251H173V250H169ZM198 251L201 252V254ZM205 251H206V253H205ZM94 252H95V254H94ZM252 252H253V254H252ZM52 253L54 255L53 257H55L56 259H54V261H50V260H53V258L51 257L50 260L47 258L49 260V262H52V263L55 262L54 264H57L56 262H58V264H60L61 257L59 255L60 254L59 251L53 250ZM99 253H101L102 255H98ZM103 254H105V255H103ZM11 256H12V258H11ZM99 256H103V257H99ZM43 257H44V255L42 257L38 255L37 258H36V260H37L36 262L38 264H52V263H49L48 262V260L46 259V257H44V259H43ZM38 259H39V261H38ZM158 260H159V257L156 258L155 261L153 259L152 262H154V264H158L159 263ZM75 264H87V263H84V262L83 263L82 262L81 263L80 262L77 263L76 262Z\"/></svg>",
  "mask_w": 264,
  "mask_h": 264
},
{
  "label": "bare ground",
  "instance_id": "6f19581e",
  "mask_svg": "<svg viewBox=\"0 0 264 264\" xmlns=\"http://www.w3.org/2000/svg\"><path fill=\"white\" fill-rule=\"evenodd\" d=\"M9 1V0H8ZM11 1V0H10ZM18 1V0H17ZM84 1V0H83ZM93 0H87V2H86V4H90V7H92L93 8V6L91 5V3H93V4H95L94 2H92ZM100 1L101 0H96V3L98 4V3H100ZM138 0H102L101 1V3H102V5L101 6H99V8H100V10L101 11H99V14H100V12L102 13L101 15H99L100 17L98 18V24H97V26L99 27H97L96 26V28H98V30L100 29V31H106V32H108V31H112V32H114V30H115V28H114V26L112 25V23H110V18H111V16L113 17V14H115L116 15V13H115V9H114V4H118V6H117V8H119V9H122V7L121 6H124V5H128V6H133L135 3H136V5L138 4V2H137ZM140 2H145V1H147L150 5H151V7H153V9H155V10H152L153 12L154 11H156L155 12V14L153 13V15H156L157 14V19L159 20V21H161V20H163L162 22H168V24H170L169 22H171L172 23V20L174 19V15H173V12H175V10L177 9H180L181 11H183V10H185V8H189V7H191L192 8V6H197L198 4H199V1L200 0H139ZM203 1H206V0H203ZM202 1V4H204V2ZM209 1V0H208ZM254 2L256 1V0H253ZM4 2V1H3ZM11 2H13V0L11 1ZM16 2V1H15ZM48 2V1H47ZM147 2H146V4H147ZM250 2V0H246V2L245 3H249ZM251 2H252V0H251ZM45 3V2H44ZM68 3V2H67ZM84 3V2H83ZM253 3V2H252ZM257 3V2H256ZM10 4H13V3H10ZM18 4V3H17ZM49 5H50V3H48ZM47 4V5H48ZM51 4H52V2H51ZM54 4H56L57 6H58V3H55V1L53 2V4L52 5H54ZM143 4V3H142ZM145 4V3H144ZM200 4H201V2H200ZM206 4V3H205ZM208 4H209V2H208ZM220 4V3H219ZM251 4V3H250ZM2 5V4H1ZM8 6H10L9 5V3L7 4ZM44 5V4H43ZM59 5H60V3H59ZM81 5V4H80ZM83 5V4H82ZM126 5V6H127ZM140 5H141V3H140ZM210 5V4H209ZM213 5V4H212ZM252 5V4H251ZM254 5L255 4H253L252 5V7H254ZM4 6H6V4L4 5ZM12 6V8H13V6L15 7L16 5H11ZM46 6V5H45ZM61 6H63L62 4L60 5V7ZM95 6H96V9L95 10H93L92 8H91V10H89L90 12L92 11L93 13L91 14V13H89V15L91 14V15H93V17H95V18H97V15H98V13H97V5L95 4ZM125 6V10H126V8H128V7H126ZM202 6V5H201ZM217 6H218V4H217ZM243 6H245L246 7V5H243L242 4V7ZM248 6V5H247ZM250 6V5H249ZM19 7V6H18ZM52 8V6H49V8ZM54 7V6H53ZM59 7V6H58ZM83 7V6H82ZM84 7H86V6H84ZM88 7V6H87ZM86 7V8H87ZM136 7V6H135ZM198 7V6H197ZM213 7V6H212ZM211 7V8H212ZM239 7H241V6H239ZM239 7H236V8H239ZM241 7V8H242ZM9 8V7H8ZM17 8V7H16ZM15 8V9H16ZM22 8V7H21ZM33 8V7H32ZM36 8V7H35ZM41 8H44V7H41ZM48 8V7H47ZM49 8H48V10H49ZM55 8H56V6H55ZM150 8V7H149ZM215 8V7H214ZM218 8V7H217ZM241 8H239V10L241 9ZM244 8V7H243ZM243 8H242V10H243ZM246 8H249L250 9V7H246ZM5 9H7V8H5ZM15 9H13V11L15 10ZM60 9V8H59ZM90 9V8H89ZM118 9V10H119ZM152 9V8H151ZM245 9V8H244ZM27 10V9H26ZM32 10V9H31ZM33 10L35 11V9L33 8ZM32 10V11H33ZM46 10V9H45ZM54 10H57V8L56 9H54ZM86 10V9H85ZM85 10H84V12H85ZM99 10V9H98ZM129 10V9H128ZM132 10V9H131ZM133 10H135V8L133 7ZM199 10H201V9H199ZM211 10V9H210ZM235 10L236 9H234V12H235ZM238 10V9H237ZM242 10H240V11H242ZM246 10V9H245ZM244 10V11H245ZM248 10V9H247ZM7 11V10H6ZM10 11V10H9ZM20 11V10H19ZM31 11V12H32ZM50 12H51V10H49ZM61 11H62V9H61ZM64 11V10H63ZM88 11V9H87V12H89ZM123 11H124V8H123ZM127 11V10H126ZM186 11H187V9H186ZM192 11V10H191ZM204 12H205V10H203ZM202 11V12H203ZM207 11H208V9H207ZM212 12H213V10H211ZM216 11V10H215ZM238 12V14H240V13H242V12ZM22 12H23V8H22ZM25 12V11H24ZM30 12V13H31ZM38 12V11H37ZM40 13H42V12H44V9L42 10V12L41 11H39ZM49 12V13H50ZM54 12V11H53ZM53 12H51V13H53ZM82 12H83V10H82ZM119 12V11H118ZM118 12H117V15H118ZM125 12V11H124ZM183 12H185V11H183ZM191 13L190 12V9H188V11H187V13ZM194 12L195 11H193V14H194ZM228 12H229V10H228ZM231 12H233V11H231ZM237 12V11H236ZM236 12H235V14H236ZM3 12H1L0 14H2ZM6 13V12H5ZM13 13V12H12ZM11 13V14H12ZM15 13V15H16V12H14ZM33 13V12H32ZM32 13H31V17H33V15H32ZM35 13H36V11H35ZM40 13H38V14H40ZM46 13H47V15H46ZM55 13V12H54ZM61 13V12H60ZM59 13V14H60ZM127 13H128V11H127ZM186 13V12H185ZM186 13V14H187ZM189 13H188V16H189ZM197 13H198V11H197ZM216 13V12H215ZM230 13V12H229ZM21 14V13H20ZM59 14H58V16H59ZM63 14V13H62ZM65 14H66V12H65ZM103 14H105L106 15V17H103V16H105V15H103ZM131 14H133L132 12H131ZM136 14V13H135ZM178 14H180V15H182V16H184V17H182L183 19L185 18V15H183V13H177V14H175V16L176 15H178ZM198 14H201V13H198ZM206 14H208V12L206 13ZM231 14V13H230ZM229 14V15H230ZM5 15V14H4ZM9 15V14H8ZM24 14H22V16H23ZM28 15V14H27ZM48 16V11H46V12H44L43 14H42V16ZM51 15H53V14H50V16ZM90 15V18L92 17ZM126 15V14H125ZM130 15V14H129ZM173 15V16H172ZM211 15H213V14H211ZM228 15V14H227ZM231 15H233V13L231 14ZM14 16V15H13ZM25 16V15H24ZM35 16V15H34ZM38 16L39 15H37V18H38ZM56 16V15H55ZM122 17V15H119V17ZM123 16H124V14H123ZM127 16V15H126ZM133 16H134V14H133ZM132 16V20L131 19H129L128 17H125V18H122L121 19V17L119 18L120 20L118 21V16H116V18H117V23L118 24H116L117 26H118V29H121L120 30V32H118V33H120V36H116V38L118 39V40H116V41H118V43L116 42V44H120L123 40H124V42L127 40V39H130V40H132V39H134L135 40V42L133 43L134 45H132L131 47L132 48H130V46L129 47H127V48H129V50L127 51H124L123 52V50H121V48L122 47H120V50H119V52L120 51H122V52H120V54H119V58L117 57H115L116 59H120L121 61H123V60H126L127 62L126 63H128V65H130L129 64V62L131 63V61H133V63H134V60H135V63H136V60H137V57L139 56V54H140V52H139V48L140 47H142L143 46V48H145L149 53H151V52H153L155 49H156V46H157V43L155 42V44L154 43H142L143 42V40H142V42H140V44L142 43L143 45H140V46H138V45H136L137 43H136V39H138L137 38V36L141 33L142 34V32H140V33H138V29H139V21H136V20H139V19H141V18H138V19H136V17H133ZM193 16V15H192ZM200 16H202V15H200ZM237 17H239V15H236ZM240 16H242V15H240ZM2 17V16H1ZM40 17H41V15H40ZM154 17H156V16H154ZM172 17H173V19H172ZM177 17H179V16H177ZM187 17V16H186ZM197 17V16H196ZM234 18H235V16H233ZM2 18H4V17H2ZM6 18V17H5ZM15 18V17H14ZM25 18H26V16H25ZM51 18V17H50ZM55 18V17H54ZM127 18V19H126ZM136 19V20H134L133 21V19ZM226 18H228L229 19V16L227 17L226 16ZM232 18V17H231ZM230 18V19H231ZM21 19H22V17H21ZM62 19V18H61ZM89 19V18H88ZM156 19V20H157ZM172 19V20H171ZM182 19V20H183ZM190 19V21L188 20L187 22H191V17L189 18ZM198 19V18H197ZM196 19V20H197ZM204 19H205V17H204ZM225 19V18H224ZM3 20V19H2ZM12 21V20H14V19H9L8 21ZM38 20V19H37ZM54 20V19H53ZM60 20V19H59ZM94 22L96 21V20H94V19H92ZM91 20V21H92ZM176 21H178L177 19H175ZM185 20H187L186 18L183 20L184 21V23H183V27H181L180 28V26H179V28H180V33L184 30V27L186 28V22H185ZM194 20H195V17H194ZM194 20H192V22L194 21ZM206 20H207V18H206ZM227 20V19H226ZM225 20V21H226ZM237 20V19H236ZM241 20V19H240ZM20 21V20H19ZM22 21H24V20H22ZM22 21L20 22V24L22 23ZM25 21H27V20H25ZM24 21V22H25ZM46 21H48V19L46 20ZM112 21V20H111ZM116 21V20H115ZM136 21V22H135ZM143 21V20H142ZM175 21V22H176ZM199 21V20H198ZM197 21V22H198ZM232 22H234L233 21V19L231 20ZM230 21V22H231ZM242 21V20H241ZM2 23H4V22H6V19H5V21H1ZM39 22H40V20H39ZM50 22H51V20H50ZM49 22V23H50ZM137 22H139V23H137ZM174 22V21H173ZM199 22H201V21H199ZM210 22V21H209ZM236 22H238V20L236 21ZM235 22V23H236ZM2 23L0 24V25H2ZM6 23H9V22H6ZM13 23V22H12ZM35 23H37V22H35ZM43 23V22H42ZM48 23V24H49ZM55 23V22H54ZM157 23H158V21H157ZM177 23H179V22H177ZM181 23V22H180ZM179 23V24H180ZM219 23V22H218ZM235 23H233L234 25H235ZM242 23V22H241ZM41 24V23H40ZM165 24V23H164ZM163 24V25H164ZM188 24V23H187ZM198 24V23H197ZM217 24V23H216ZM240 24V23H239ZM47 25V24H46ZM46 25H45V23H44V26L46 27ZM51 25H53V24H51ZM158 25H160V23L158 24ZM181 25V24H180ZM189 25V24H188ZM192 25V24H191ZM191 25H190V28L192 29V27L194 26V24L192 25V27H191ZM195 25H196V23H195ZM220 25H221V23H220ZM242 25V24H241ZM4 26V25H3ZM37 26V28L38 27H40L38 24L36 25ZM42 26V25H41ZM49 26H50V24H49ZM48 26V27H49ZM80 26V25H79ZM94 26V25H93ZM141 26V25H140ZM157 26V25H156ZM172 26V25H171ZM176 26H177V24H176ZM175 26V27H176ZM236 26H237V24H236ZM235 26V27H236ZM34 28H35V26H33ZM81 27H83V25L81 26ZM232 27V26H231ZM239 27V26H238ZM241 27V26H240ZM4 28V27H3ZM41 28V27H40ZM50 28V27H49ZM142 28V27H141ZM178 27H177V29H179ZM187 28H189V27H187ZM186 28V29H187ZM221 28V27H220ZM225 27H223V29H224ZM28 30L27 31H34V32H31V38H33L32 36H36V34H34V35H32V33H35V32H38V31H35V29H33L32 28V30H29V29H31V28H27ZM39 29V28H38ZM80 29V28H79ZM78 29V30H79ZM161 29V28H160ZM159 29V30H160ZM232 29V28H231ZM2 30V29H1ZM26 30V29H25ZM42 30V29H41ZM52 30H53V28H52ZM57 30V29H56ZM59 30V29H58ZM82 30V29H81ZM97 30V29H96ZM158 30V31H159ZM197 30V29H196ZM220 30V29H219ZM226 30V29H225ZM4 31V30H3ZM73 31V30H72ZM156 31V30H155ZM172 31H173V29H172ZM187 31V30H186ZM215 31V30H214ZM217 31V30H216ZM238 31H240V29L238 30L237 29V33H238ZM23 32H24V30H23ZM22 32V33H23ZM40 32V31H39ZM46 32H48L47 31V29L45 30V33ZM51 32H53V31H51ZM101 32V33H102ZM106 32H105V34H106ZM176 32V31H175ZM185 32V31H184ZM189 32H190V29H189ZM222 31H220V33H221ZM225 32H227V31H225ZM231 32V31H230ZM229 32V33H230ZM233 32H234V30H233ZM236 32V31H235ZM1 33V32H0ZM44 33V34H45ZM100 33V32H99ZM137 33H138V35H137ZM159 34H160V31L158 32ZM179 33V34H180ZM187 33H188V31H187ZM217 33H218V31H217ZM219 33V34H220ZM2 34H4V32L3 33H1L0 34V40H2L1 38V36H3V38L6 40V38L4 37V35H2ZM24 34H27L26 33V31H25V33ZM29 35H30V33H28ZM27 34V35H28ZM53 34V33H52ZM81 34V33H80ZM88 34V33H87ZM157 34V33H156ZM155 34V35H156ZM174 34V33H173ZM214 34V33H213ZM218 34V35H219ZM28 35V36H29ZM47 35V34H46ZM45 35V36H46ZM86 35V34H85ZM115 35V34H114ZM143 35H144V32H143ZM158 35V34H157ZM177 35H178V33H177ZM181 35H183L182 33H181ZM181 35L180 36H178L179 38L181 37ZM188 35V34H187ZM191 35V34H190ZM222 35H224L225 36V34H223V32H222ZM229 35H231V34H229ZM228 35V36H229ZM233 35H235V33L233 34ZM5 36H6V34H5ZM20 37H21V34L19 35ZM19 36H18V39H19ZM24 36V35H23ZM40 36V35H39ZM41 36H43V35H41ZM70 36H71V33H70ZM76 36V35H75ZM74 36V37H75ZM84 36V35H83ZM103 35L101 34V36L100 37H102ZM105 36V35H104ZM108 36V35H107ZM111 36H113V34L111 35ZM142 36V35H141ZM146 36H148V35H146ZM183 36H185V33H184V35ZM183 36H182V40H183ZM223 36V37H224ZM236 36V35H235ZM15 37V36H14ZM27 37V36H26ZM26 37H25V40H27L26 39ZM96 37H97V35H96ZM139 37V36H138ZM158 37V36H157ZM162 36H160V38H161ZM163 37H165V36H163ZM171 37V36H170ZM178 37H176V40H177V38ZM187 37V36H186ZM186 37H184V38H186ZM234 37V36H233ZM8 38V37H7ZM12 39H13V37H11ZM16 38V37H15ZM22 38V37H21ZM21 38L19 39V41L21 40ZM31 38H28V40L30 39V41H31ZM37 38V36L34 38V39H36ZM42 38V37H41ZM44 38V37H43ZM42 38V39H43ZM52 38V37H51ZM81 38V37H80ZM102 38H104V37H102ZM144 38V40L146 41H148V39L149 38H146L145 39V37H143ZM142 38V39H143ZM159 38V37H158ZM178 38V39H179ZM235 38V37H234ZM24 39V38H23ZM38 39V38H37ZM41 39V40H42ZM57 39V38H56ZM60 39V38H59ZM75 39H77V38H75ZM105 39H106V37H105ZM110 40V38H109V36H108V38H107V40ZM115 39V38H114ZM140 39V38H139ZM153 40H155L156 41V38H152ZM224 39H225V37H224ZM233 39V38H232ZM10 40V39H9ZM15 40H17V38L15 39ZM15 40H12V41H15ZM27 40V41H28ZM52 40V39H51ZM64 40V39H63ZM108 40V41H109ZM129 40V41H130ZM181 40V41H182ZM185 40V39H184ZM227 40H228V37H227ZM226 40V41H227ZM19 41H17L18 42V44H19ZM26 41V42H27ZM47 41L48 40H46L45 42L47 43ZM101 41V40H100ZM99 41V42H100ZM128 41V40H127ZM126 41V42H127ZM133 41V40H132ZM141 41V40H140ZM146 41V42H147ZM150 41V40H149ZM157 41L159 42V44H160V39L158 40L157 39ZM163 41V40H162ZM175 41V39L174 40H172V42H174ZM178 41V40H177ZM180 41V40H179ZM212 41H214V40H212ZM226 41H225V43H226ZM3 42H5V41H3ZM8 42V40H6V43ZM10 42V41H9ZM22 42H24V40L22 41ZM50 42V41H49ZM48 42V43H49ZM102 42V41H101ZM104 42H106V40L104 41ZM112 42H115L114 40L112 41ZM184 42V41H183ZM182 42V43H183ZM223 42V41H222ZM229 42V41H228ZM233 42H234V40H233ZM233 42L231 43V44H233ZM12 43V42H11ZM15 43V42H14ZM20 43H21V41H20ZM39 42H38V40L35 42H30V44H28L27 45V47H26V49L23 51V52H25L26 50H27V52L29 51L30 53H31V51H36V52H38L39 51V49L38 48H42V46L41 45H43V42H42V44H38ZM108 43V42H107ZM110 43V42H109ZM128 44H129V42H127ZM136 43V44H135ZM163 42H161V44H162ZM167 44H168V42H166ZM166 43H164L163 45H165ZM177 43H179V42H177ZM182 43H180V44H182ZM198 44H200L199 42H197ZM9 43H7V45H8ZM16 44V43H15ZM106 44V43H105ZM166 44V45H167ZM173 44V46H175L174 45V43H172ZM171 44V45H172ZM195 44V43H194ZM197 44V45H198ZM203 44V43H202ZM208 44H210V42L208 43ZM228 44H230V42L228 43ZM4 45V44H3ZM7 45H5L6 47H7ZM12 45H14V44H11V46ZM25 45L26 44H23V46L25 47ZM50 45V44H49ZM63 45V44H62ZM100 45V44H99ZM122 45H123V43H122ZM121 45V46H122ZM125 45V44H124ZM123 45V46H124ZM192 45V44H191ZM196 44H195V46H197ZM201 45V44H200ZM2 46V45H1ZM14 46H16V45H14ZM18 46V45H17ZM21 45H19V47H20ZM45 46V45H44ZM43 46V47H44ZM86 46V45H85ZM107 46V45H106ZM108 46H110V45H108ZM107 46V47H108ZM117 46V45H116ZM161 46V45H160ZM169 46V45H168ZM167 46V47H168ZM172 46V47H173ZM180 46V45H179ZM179 46L178 45H176L175 46V48L177 49V47L179 48ZM202 46V45H201ZM204 46H206V45H204ZM203 46V47H204ZM209 46V45H208ZM226 46V45H225ZM231 46V45H230ZM4 47V46H3ZM24 47H23V49H24ZM69 47V46H68ZM67 47V48H68ZM104 47H105V45H104ZM107 47L104 49L105 51H106V49H107ZM162 47H164V46H161V48ZM171 46H170V48H172ZM203 47H199V48H202L203 49ZM207 47V46H206ZM205 47V48H206ZM211 47V46H210ZM227 47H229V46H226V48ZM235 47V46H234ZM0 48H2V47H0ZM5 48V47H4ZM12 48V47H11ZM10 48V49H11ZM15 48V47H14ZM17 48V47H16ZM15 48V49H16ZM38 49V51L37 50H35V49ZM53 48H54V46H53ZM52 48V49H53ZM57 48V47H56ZM60 48V47H59ZM70 48V47H69ZM75 48V47H74ZM115 47H113V49H114ZM124 48V47H123ZM165 48V47H164ZM169 48V47H168ZM167 48V49H168ZM169 48V49H170ZM174 48V47H173ZM174 48V49H175ZM185 48H190V47H185ZM215 48V47H214ZM231 47H229V49H230ZM6 49V48H5ZM8 49V48H7ZM7 49H6V52H7ZM117 49H119V47L117 48ZM125 49V48H124ZM175 49V50H176ZM184 49V48H183ZM182 49V50H183ZM186 49V50H187ZM191 49L193 50V48L191 47ZM211 49V48H210ZM210 49H209V51H210ZM228 49V48H227ZM44 50V49H43ZM47 50V49H46ZM45 50V51H46ZM60 49H58V51H59ZM64 50H67V49H64ZM69 50V49H68ZM70 50H72V48H70ZM74 50V49H73ZM110 50H112V46H111V49H109V51ZM116 50V49H115ZM179 50V49H178ZM204 50V49H203ZM203 50H201V54L203 53L202 51ZM206 50H207V48H206ZM206 50H204V53H205V51ZM231 50H232V48H231ZM237 50V49H236ZM2 51H3V49H2ZM45 51H43V52H45ZM144 51V50H143ZM174 51V50H173ZM189 51H191V50H189ZM189 51H186V54H187V52H189ZM195 51V50H194ZM197 51V50H196ZM199 51V50H198ZM209 51L207 50V52L206 53H208V54H210L209 53ZM223 51H226L225 49L223 50ZM229 51V50H228ZM5 52V53H6ZM10 52V51H9ZM16 52H18V50L16 51ZM42 52V51H41ZM42 52V53H43ZM48 52H50V53H52V51L50 50V51H48ZM67 51H65V53H66ZM98 52H99V50H98ZM112 53H113V50L111 51ZM110 52V53H111ZM117 52H118V50H117ZM117 52H116V54H117ZM118 52V53H119ZM171 53H172V51H170ZM177 52V51H176ZM176 52H173V57H172V59H171V61H167V60H165V57L168 55H166L164 58H163V60H165V61H167L168 62V64L167 65H165L164 67H162V69L161 70H157L156 71V74H155V78H154V82L153 81H151V82H153V84H152V87L153 88H151V89H153L154 90V93H155V99H154V101H155V112L154 113H156V115H155V119H153V118H150L149 120L147 119L148 117H146L145 118V123H147L145 126L144 125H141V126H139V123L136 121V119L139 121V119L140 118H138L139 116H137L136 117V113H138L139 112V110H138V112H137V107H138V105H139V103H137V101H136V99H134V98H132V101L130 100V98L128 99V100H130V101H127V103L126 104H124V101H122L123 103V107L121 106V107H119V108H122V109H119V111H121V110H123V113H127L128 115H130L131 114V117H130V120H132V123H130V124H133L139 131L138 132H140L141 134L140 135H142L143 136V142H144V144L145 145H142L141 147H145V148H143V152H145L144 154H142L141 155V157L143 156V158H145L146 159V161H147V163L149 164H151V167L152 166H154L155 167V170H154V174L156 175V174H159V176L160 177H162V176H164V178H160L161 180H159L161 183H164L165 181V178L166 177H168V178H170V180L171 181H169V179H167L166 181H168V182H170V184H168L167 182H165V183H167L168 185H167V189L169 190H173L176 194L173 196L174 198L176 197L177 198V196L179 197V198H181V200L183 201L184 199H186L187 200V203L186 202H184V203H186L185 204V206L184 207H181V206H179L178 204H180V202L177 204L176 203V200H178V199H174L173 200V202H171L172 203V205L174 204V205H176L177 207H180V209L181 210H184L185 212V214L187 213V215H191V214H196L197 216H196V220H195V222L194 223H196V221H197V223L199 222V223H201V225L203 226V224H202V222H200V219H202V220H204V218H203V216L205 217V215L207 216L208 215V209H207V211H206V213H205V215H201L198 211H202V209L201 210H199V208L198 207H202V206H196V202H201L200 204L202 205V202L204 203L205 201H204V198L206 199V198H208V200L209 199H211L212 201H213V203L215 204V206L216 207H218V209L221 211V213H224V212H226V210H225V208L226 207H228V205H227V203H226V201L225 200H227L226 199V197H225V195H227L229 192H231L232 191V193H233V191H236L237 193H238V196H242V195H244L245 193L246 194H248V193H251L252 192V188L254 187V185H255V183H254V185H253V187H252V185H251V182H249V178L248 179H246V180H244L243 182H245L246 181V183L244 184V185H241L240 183H243L242 182V180H241V182L239 183V186L237 185L238 184V177H237V175H236V172H235V170H234V168H233V165H235L234 163L236 162L237 163V165L240 167V168H242L244 165H242L243 163H242V161L243 162H245L246 161V163H244L245 165H246V167H245V169H246V177L247 176H249L250 174L252 175V173H258V174H260V175H263L264 174V93H262V94H260V93H258L257 92V97H254L253 98V100H250L251 102H247L246 101V107H239V109L237 108V109H235L234 108V110H232L233 108H230L229 107V109L226 111L227 113H220V114H218V113H215V114H218V115H215L214 113H212V114H214V115H212V114H210V115H212V116H209V117H206L205 116V113H206V109H205V104H206V102H205V97H204V94L205 93H203V92H200V90H198L199 92L197 93V95H196V97L193 99V100H189L188 102H186V103H184L183 105H179L178 103H176V102H173V100H172V96H174V95H176V91L175 90H177V89H175L176 87H177V84H178V82H179V79L181 78V75L179 76L178 74H177V70L179 69L178 68V66H176L177 64H176V62H175V53ZM185 52V51H184ZM214 52V51H213ZM212 52V53H213ZM13 53V52H12ZM42 53L40 54V53H38L39 55H42ZM47 53V52H46ZM49 53V54H50ZM56 54L57 55V53H56V51L55 52H53L52 54ZM65 53H63L64 55H65ZM148 53V54H149ZM170 53V54H171ZM180 53V52H179ZM178 53V54H179ZM191 53V52H190ZM227 53H229V52H227ZM10 54V56H11V53H9ZM8 54V55H9ZM23 54V53H22ZM61 54H62V52H61ZM62 54V55H63ZM89 54V53H88ZM91 54V53H90ZM103 54V53H102ZM106 54H107V52H106ZM114 54V53H113ZM142 54V55H141ZM140 55H141V58H142V56H144L145 55V53H141ZM144 54V55H143ZM158 54V53H157ZM169 54V55H170ZM178 54H177V56H178ZM200 54V53H199ZM224 54V53H223ZM222 54V55H223ZM5 55V54H4ZM16 55H18L19 57H20V55H21V53H20V55H19V53L18 54H16ZM24 55H25V53H24ZM28 55V54H27ZM39 55L37 56V57H39ZM43 55H44V53H43ZM48 55V54H47ZM46 55V56H47ZM95 55V54H94ZM110 55V54H109ZM146 55H147V53H146ZM150 55V54H149ZM155 55V54H154ZM182 55V54H181ZM213 55H215V54H213ZM26 56V55H25ZM31 56H32V54H31ZM30 56V57H31ZM51 56V55H50ZM50 56H48L49 57V59H50ZM79 56V55H78ZM77 56V57H78ZM86 56V55H85ZM89 56H91V55H88V59L87 60H89L90 61V59L91 58H94V56H92V57H89ZM96 57H97V55H95ZM114 56H115V54H114ZM118 56V55H117ZM153 56V55H152ZM157 56V55H156ZM171 56V55H170ZM229 56V55H228ZM1 57V56H0ZM8 57V56H7ZM15 57H17V56H15ZM18 57V58H19ZM22 57V56H21ZM29 57V58H30ZM41 57V56H40ZM56 57V56H55ZM55 57L53 58V60L55 59ZM75 57H76V55H75ZM75 57L73 56L72 57V59H75ZM95 57V58H96ZM218 57V56H217ZM223 57V56H222ZM3 58H5V57H3L2 56V59ZM12 58V57H11ZM24 58V57H23ZM43 58V57H42ZM45 59H46V57H44ZM57 58V57H56ZM58 58H61V56L60 57H58ZM66 58V59H65ZM65 58H63V56H62V58L61 59H65V60H67V57H65ZM68 58H71V56L70 57H68ZM114 58V59H115ZM140 58V57H139ZM138 58V59H139ZM153 58V57H152ZM159 58V57H158ZM158 58H156V60L158 59ZM161 58H162V56H161ZM179 58V57H178ZM235 58H237V57H235ZM13 59V58H12ZM15 59V58H14ZM22 59V58H21ZM25 59V58H24ZM33 59V58H32ZM38 60H36V61H38L39 62V59L40 58H37ZM45 59H44V61H45ZM49 59H48V61H49ZM71 59V60H72ZM77 59V58H76ZM79 59V58H78ZM77 59V60H78ZM97 59V58H96ZM95 59V60H96ZM113 59V56H112V58H111V60ZM116 59H115V62H116ZM160 59V58H159ZM167 59V58H166ZM169 59V58H168ZM177 59V58H176ZM238 59V58H237ZM237 59L235 60L236 62H237ZM4 60V59H3ZM9 60V59H8ZM19 60H20V58H19ZM29 61H30V59H28ZM64 60V61H65ZM69 60V59H68ZM76 60V62L78 63V61H79V63H82L83 62V60H78L77 61ZM111 60H109V61H111ZM117 60V66H118V64H119V67H120V63L121 62H119ZM154 60V59H153ZM156 60H155V62H156ZM162 60V61H163ZM189 60H192V59H187V62L188 63H191V62H189ZM211 60V59H210ZM0 61H1V58H0ZM11 61V60H10ZM21 61V60H20ZM26 61V60H25ZM28 61V62H29ZM42 61V60H41ZM80 61H82V62H80ZM85 61V60H84ZM92 61H94V59H92ZM92 61H90L91 63H92ZM113 61V60H112ZM194 61V60H193ZM217 60H215V62H216ZM224 61V60H223ZM4 63L3 64H0V79H2L4 82H2L3 83V88H2V91H1V89H0V91H1V95H2V99H3V101L1 102V103H6V105L9 107V104L10 103H13L14 104V101L16 100V99H18V97L15 99V98H13L12 97V92H14V91H12V82H13V80L15 79L14 78V76L13 75H15L16 76V74L18 75V73H14L13 74V72H10L9 70H11V68H9V66H8V64H7V60H6V62L5 61H3ZM15 62V61H14ZM30 62H32V61H30ZM37 62V63H38ZM52 62V61H51ZM50 61L48 62V64H50L51 63ZM53 62H55V63H57V62H59V63H62V62H60V61H58V59L55 61H53ZM69 62H70V60H69ZM76 62H73V63H76ZM86 62H88V61H86ZM114 62V61H113ZM115 62L114 63H112L113 65L115 64ZM124 62V61H123ZM139 62V61H138ZM154 62V63H155ZM158 62V61H157ZM183 62V61H182ZM186 62V60H185V64H188ZM214 62V63H215ZM217 62H220V60L218 59V61ZM2 63V62H1ZM18 63V62H17ZM23 63V62H22ZM33 63V62H32ZM32 63H29V64H32ZM44 63V62H43ZM67 63V62H66ZM78 63V64H79ZM161 64L163 63V62H160ZM164 63H166V62H164ZM211 63H212V61H211ZM230 63H232V61L230 62ZM28 64V65H29ZM35 64V63H34ZM34 64H32V65H34ZM41 64V63H40ZM39 64V66L38 65H36V66H38L39 68H41L40 66L42 65H40ZM45 64V63H44ZM52 64V63H51ZM50 64V65H51ZM65 64V63H64ZM78 64H77V66H75V68H77L78 67ZM84 64H85V62H84ZM92 64H97V62H94V63H92ZM139 63H137V65H138ZM141 64V63H140ZM193 64V63H192ZM191 64V66L193 67V65ZM210 64V63H209ZM220 64V63H219ZM234 64H236L235 62H234ZM233 64V65H234ZM239 64V63H238ZM9 65H10V63H9ZM12 65V64H11ZM14 65H15V63H14ZM18 65V64H17ZM17 65H16V67H17ZM46 65H47V63H46ZM56 65V64H55ZM54 65V66H55ZM69 65V64H68ZM72 65V64H71ZM71 65H70V67H71ZM83 65V63L80 65V66H82ZM87 65V64H86ZM85 65V66H86ZM94 65V66H95ZM122 65V64H121ZM124 65H126V64H124ZM154 65V64H153ZM188 65H190V64H188ZM211 65V64H210ZM222 65H224V63H222V61H221V64H220V69L222 70L223 68L222 67H224L225 65H226V63H225V65L224 66H222ZM44 66V65H43ZM51 66H53V65H51ZM65 66H67V65H65ZM64 66V67H65ZM73 66V65H72ZM88 66H89V63H88ZM88 66H86V67H88ZM115 66H116V64H115ZM136 66V65H135ZM139 66H142V65H139ZM195 66V65H194ZM218 66V65H217ZM216 65H215V67H217ZM227 66H229V64H227ZM231 66V65H230ZM229 66V67H230ZM11 67H13V66H11ZM30 67H32L31 65H30ZM29 67V69L31 70V68ZM35 67V66H34ZM37 67V68H38ZM46 67H48V69H49V65L48 66H46ZM46 67H45V69H46ZM61 67V66H60ZM97 67H98V65L95 67L96 69H97ZM121 67H123V65L121 66ZM189 67V66H188ZM191 67V68H192ZM207 67V66H206ZM226 67V66H225ZM224 67V68H225ZM237 67H239V65L237 66ZM264 67V66H263ZM13 68H15V67H13ZM25 68H26V66L23 68L24 69V71H25ZM33 68V67H32ZM37 68H35V71H37L36 69ZM44 68V67H43ZM51 68V67H50ZM53 68V70H51L52 71V80H55L56 78H59V79H61V78H63V76H65V74H62L61 75V70L63 69V68H61V70L60 71H58V67L56 66V67H52ZM66 68V67H65ZM85 68V67H84ZM91 68H92V66H91ZM136 68H137V66H136ZM135 68V69H136ZM139 68V67H138ZM185 68V67H184ZM190 68V69H191ZM194 68V67H193ZM207 68H209L210 69V67L208 66ZM17 69V68H16ZM19 69V68H18ZM87 69H89V68H87ZM92 69H94V68H92ZM95 69V70H96ZM98 69H99V67H98ZM133 69V67L131 68V70ZM160 69V68H159ZM186 69H187V67H186ZM196 69V68H195ZM208 69V70H209ZM212 69V68H211ZM220 69H218V70H220ZM230 69H231V67H230ZM234 69V68H233ZM232 69V70H233ZM263 69V68H262ZM21 70H22V68H21ZM21 70L19 71V72H21ZM70 70H72V67H71V69ZM140 70H141V68H140ZM187 70H189V68L187 69ZM205 70V69H204ZM220 70V71H221ZM228 70H229V68L227 69L226 68V71L224 70V72H225V74H226V72H228ZM12 71V70H11ZM14 71H15V69H14ZM34 71V72H35ZM41 71V70H40ZM50 71V70H49ZM136 71V70H135ZM134 71V72H135ZM212 71H214V69L212 70ZM220 71H218V72H220ZM10 72V73H9ZM16 72H18V71H16ZM33 72V71H32ZM33 72V73H34ZM42 72V71H41ZM70 72V71H69ZM80 72V71H79ZM83 72H84V69H82V74H83ZM85 72H88L86 69H85ZM131 72H133V70L131 71ZM131 72H130V70H128V76H130V74H131ZM137 72V71H136ZM188 72V71H187ZM192 72L194 73H196V71H194L193 69H192V71H190V73L192 74ZM211 71H208V75H209V73H210ZM215 72V71H214ZM216 72H217V70H216ZM232 73L234 72V71H231ZM239 72V71H238ZM36 73V72H35ZM38 73V72H37ZM43 73V75H44V72H42ZM51 73V72H50ZM64 73V72H63ZM68 73V72H67ZM75 73H77L78 74V72L76 71ZM122 73H127V70H125V72H122ZM206 75H207V70H206ZM212 73V72H211ZM210 73V74H211ZM222 73V72H221ZM220 73V74H221ZM232 73H231V76H232ZM11 74H13V75H11ZM23 74V73H22ZM26 74H28V73H26ZM30 74H32V73H30ZM40 74V73H39ZM39 74H38V77H40L39 76ZM81 74V73H80ZM81 74V75H82ZM216 74V73H215ZM219 74V76H221ZM224 74V73H223ZM229 74H230V72H229ZM21 75V74H20ZM33 75V74H32ZM32 75H30L31 76V78H33V80L32 81H35L34 80V76L32 77ZM76 75V74H75ZM80 75V76H81ZM116 75V74H115ZM114 74H113V76H115ZM127 75V74H126ZM125 75V76H126ZM134 75V74H133ZM135 75H137L136 73H135ZM196 75V74H195ZM212 75H214L213 73H212ZM25 76V75H24ZM23 76V77H24ZM27 76V75H26ZM29 76V75H28ZM37 75H35V78H37L36 77ZM41 76H42V74H41ZM48 76H50V74H48ZM48 76H47V79H48ZM62 76V77H61ZM77 76H79V75H77ZM108 76H110V75H108ZM192 76H194V74H192ZM217 76V75H216ZM223 76V75H222ZM222 76H221V78H222ZM226 76H229V75H225V78L227 79V77ZM237 76V75H236ZM238 76H239V74H238ZM17 77V76H16ZM20 77V76H19ZM18 77V78H19ZM70 77V76H69ZM72 77H73V75H72ZM111 77V76H110ZM116 77H118V76H116ZM180 77V78H179ZM196 76H194V79H196L195 78ZM209 77V81H211V79H212V76L210 75V76H208ZM234 77V76H233ZM30 78V77H29ZM31 78H30V80H31ZM41 78V80L43 79H45V78H43V77H40ZM65 78V77H64ZM78 78V77H77ZM193 78V77H192ZM225 78H223V79H225ZM236 78H238V77H236ZM25 79V78H24ZM49 79L51 80V76L49 77ZM49 79H48V81H46L47 83H49L50 81H49ZM103 79V78H102ZM105 79H107V77L105 78ZM117 79V78H116ZM204 79V78H203ZM217 79H218V77H217ZM222 79V81L224 82L225 80H223ZM233 79V78H232ZM241 80L240 81H242V78H240ZM37 80V79H36ZM64 80V79H63ZM69 80V79H68ZM71 80V79H70ZM76 79H75V77H73V81H75ZM104 80V79H103ZM112 80V79H111ZM110 80V81H111ZM202 80V79H201ZM213 80V79H212ZM216 80V78L214 79V81ZM219 80V79H218ZM231 79H229L228 81L229 82H231L230 81ZM57 81V80H56ZM62 81V80H61ZM109 81V83L110 84H112L111 82ZM113 81V80H112ZM205 81V80H204ZM209 81H208V83H209ZM217 81V80H216ZM221 81V80H220ZM221 81V82H222ZM227 81V80H226ZM235 82H238V83H240L239 81H236V80H234ZM233 81V82H234ZM264 81V80H263ZM0 82V83H1ZM16 82H18V80L16 81ZM30 81H29V79H28V81L27 82H21V83H23V89H22V93L24 94V95H22V93H21V96H23L22 98H24V96H31L30 94L32 93V89H33V86H35V88L37 87L35 84H37V82H38V80L36 81V82H34V85L32 84L33 82H31V83H29ZM39 82H40V80H39ZM43 82V81H42ZM45 82V81H44ZM53 82V81H52ZM59 82H60V80H59ZM59 82H57V83H59ZM63 82V81H62ZM65 82V81H64ZM102 82V81H101ZM105 82V81H104ZM212 82V81H211ZM222 82V83H223ZM98 83V82H97ZM100 83V82H99ZM107 83V82H106ZM105 83V84H106ZM113 83H114V81H113ZM203 83V82H202ZM214 83V82H213ZM218 83V82H217ZM14 84V83H13ZM38 84H40V83H38ZM44 84V83H43ZM61 84V83H60ZM66 84V83H65ZM95 84V83H94ZM104 84V85H105ZM109 84V85H110ZM149 84H150V82H149ZM151 84H150V86H151ZM224 84H225V82H224ZM46 85V84H45ZM56 85H58V84H56ZM97 84H95V86H96ZM100 85H103L102 83L100 84ZM214 85H216V84H214ZM214 85H212V88H214L213 86ZM226 85V84H225ZM227 85H228V83H227ZM234 85H237V83H235ZM15 86H17V85H15ZM39 86H41V85H39ZM62 86V85H61ZM98 86V85H97ZM111 86V85H110ZM208 87L209 86H211L210 84L209 85H207ZM206 86V87H207ZM218 86V85H217ZM216 86V87H217ZM224 86V85H223ZM32 87V88H31ZM49 87V86H48ZM47 87V88H48ZM54 87V89H55V86H53ZM57 87V86H56ZM64 87H66V85L64 86ZM63 87V88H64ZM83 87V86H82ZM86 87V86H85ZM84 87V88H85ZM87 87H89V86H87ZM86 87V88H87ZM92 87H93V85H92ZM222 87V86H221ZM225 87V86H224ZM42 87H40L39 89H41ZM85 88V89H86ZM91 88V87H90ZM95 88H97L98 89V87H95ZM100 88V87H99ZM102 88V87H101ZM178 88V87H177ZM220 88V87H219ZM228 88V87H227ZM226 88V89H227ZM38 89V88H37ZM52 89V88H51ZM62 89V88H61ZM60 89V90H61ZM83 89V88H82ZM81 89V90H82ZM151 89H148L149 91H148V93L150 92V90ZM216 89V90H215ZM213 91H215L214 92V94H212V96L214 95V98L216 99V98H218V96L221 94V93H219V91L217 90L218 88H215ZM14 90V89H13ZM42 90V89H41ZM56 90V89H55ZM58 90V89H57ZM92 90H93V88H92ZM152 90V91H153ZM221 90V89H220ZM223 90V89H222ZM221 90V91H222ZM40 91V90H39ZM43 91H44V89H43ZM43 91H41V94H42V92ZM63 91H64V89H63ZM79 91V90H78ZM77 91V92H78ZM82 91H84V90H82ZM82 91H80L81 93H82ZM94 91V90H93ZM151 91V92H152ZM224 91V90H223ZM35 92V91H34ZM38 92V91H37ZM45 92H46V90H45ZM44 92V93H45ZM56 92H59V91H56ZM77 92H74L73 94H75L76 95V93ZM85 92H87V93H89L90 92V90H86V91H84L83 93H85ZM92 92V91H91ZM178 92V91H177ZM218 92V93H217ZM263 92H264V90H263ZM34 94H36V93H34ZM92 95H93V92L91 93ZM146 94V93H145ZM152 94H153V92H152ZM152 94H150L149 93V95H151V98H152ZM195 94H196V92H195ZM248 94V93H247ZM0 95V96H1ZM40 95V94H39ZM75 95H72L73 97V99H77V98H74V96ZM77 95H79V94H77ZM81 95V94H80ZM86 95V94H85ZM88 95H90V94H88ZM249 95H251V94H248V96ZM17 96H20V94L19 95H17ZM21 96H20V98H21ZM37 96H38V94H37ZM222 96V95H221ZM34 97H35V95H34ZM41 96H38V98H40ZM46 97V96H45ZM77 97V96H76ZM79 97V96H78ZM83 97V96H82ZM149 97V96H148ZM231 97V96H230ZM19 98V99H20ZM22 98L20 99L21 101H22ZM26 98V97H25ZM24 98V100L26 101V99ZM29 98V97H28ZM27 98V99H28ZM44 98V97H43ZM228 98V97H227ZM2 99H0V100H2ZM31 99V98H30ZM32 99H33V97H32ZM42 99V98H41ZM81 99H83V98H81ZM135 101H134V100ZM143 99V98H142ZM141 99V100H142ZM145 99L147 100V95H146V97H145ZM213 99V98H212ZM248 99H250V98H248ZM24 100H23V104H24ZM140 100V99H139ZM153 100V98L151 99V101ZM32 101H34V100H32ZM37 101V100H36ZM79 101H81L79 98H78V102ZM149 101V100H148ZM231 101V100H230ZM17 102V101H16ZM28 103L30 102L31 103V101L30 100H28L27 101ZM65 102V101H64ZM74 102V101H73ZM126 102V101H125ZM142 102H143V104H144V99L142 100ZM147 102V101H146ZM150 102V101H149ZM149 102H147V104L149 103ZM0 103V104H1ZM20 103H22V102H20ZM19 103V104H20ZM28 103L27 104H24L25 106L26 105H28ZM34 103V102H33ZM33 103L31 104V105H33ZM65 103H67V101L65 102ZM71 103H72V101H71ZM76 103V102H75ZM151 103V102H150ZM152 103H153V101H152ZM151 103V104H152ZM16 104L17 103H15L14 105L16 106ZM18 104V107H19V109L21 108L20 106L21 105H19ZM69 104H70V102H69ZM74 104V103H73ZM120 104V103H119ZM143 104H141V105H143ZM243 104H245L244 102H243ZM24 105H22V106H24ZM68 105V104H67ZM72 104H70V106H71ZM145 105V104H144ZM153 105H154V103H153ZM5 106V105H4ZM3 104H1V107H0V112H1V109H3ZM6 106V107H7ZM119 105H117L116 107H118ZM140 106V105H139ZM147 106V105H146ZM148 106H150L149 104H148ZM147 106V107H148ZM152 106V105H151ZM226 106V105H225ZM14 107V106H13ZM143 107H145V106H143ZM143 107H141V108H143ZM5 108V107H4ZM71 108H72V106H71ZM151 108V107H150ZM227 108V107H226ZM9 109H10V107H9ZM9 109H6L7 111L9 110ZM47 109V108H46ZM50 109H52V108H50ZM138 109H140V107H138ZM149 109V108H148ZM152 109H153V107H152ZM4 110V109H3ZM2 110V111H3ZM24 110V109H23ZM44 110V109H43ZM48 110V109H47ZM53 110V109H52ZM141 110V109H140ZM146 110H147V108H146ZM149 110H151V109H149ZM7 111H6V113H7ZM10 111V110H9ZM8 111V112H9ZM17 111V110H16ZM21 111H22V109H21ZM20 111V112H21ZM48 111H50V110H48ZM118 111V112H119ZM242 111H246V113L245 112H242ZM5 112V111H4ZM11 112V111H10ZM14 112V111H13ZM12 112V113H13ZM18 112V111H17ZM25 112V111H24ZM23 112V113H24ZM45 112H46V110H45ZM144 112H146V111H144ZM149 112V111H148ZM147 112V113H148ZM218 112V111H217ZM2 113L3 112H1V115H2ZM19 113V112H18ZM151 114L153 113V112H150ZM243 113H245V114H243ZM4 114V113H3ZM17 114V113H16ZM15 113H14V115H16ZM36 114V113H35ZM52 114V113H51ZM77 114V113H76ZM121 113H119V115H120ZM125 114L122 116V115H120V116H122L123 118H126V117H128V116H126V117H124L125 116ZM126 114V115H127ZM138 114H140V113H138ZM145 114V113H144ZM0 115V116H1ZM31 115V114H30ZM32 115H34L33 113H32ZM31 115V116H32ZM48 115V114H47ZM78 115V114H77ZM143 115V114H142ZM141 115V116H142ZM148 115V114H147ZM153 115V114H152ZM4 117H5V115H3ZM30 116V117H31ZM54 116V115H53ZM75 116V115H74ZM74 116H73V118H74ZM140 116V117H141ZM144 116V115H143ZM207 116H208V114H207ZM246 116V117H245ZM6 117H9L8 115L6 116ZM27 117H28V115H27ZM26 117V118H27ZM30 117H28V120L30 119L31 120V118ZM32 117H34V116H32ZM44 117V116H43ZM46 117V116H45ZM44 117V119H46ZM48 117H50V116H48ZM80 117V116H79ZM10 118V117H9ZM23 118V116L21 117V119ZM38 118V117H37ZM41 118V117H40ZM78 118V117H77ZM1 119H3V117L1 118ZM7 119V118H6ZM18 119V124L20 123V118H17ZM25 118H23V120H21V121H26V120H24ZM50 119V118H49ZM48 119V120H49ZM70 119V118H69ZM75 119H76V116H75ZM79 119V118H78ZM128 119H129V117H128ZM147 119V120H146ZM3 120H5V118L3 119ZM9 120V119H8ZM14 120V119H13ZM29 120V121H30ZM34 121H35V119H33ZM53 120H54V118H53ZM53 120H51V121H53ZM72 120V119H71ZM113 120H115V119H113ZM120 120V119H119ZM118 120V117H117V121L118 122H120ZM125 120V119H124ZM6 121V120H5ZM28 121V122H29ZM33 121V123H37V122H34ZM74 121V120H73ZM78 120H76V122H77ZM116 121V120H115ZM114 121V122H115ZM127 121V120H126ZM126 121H124V122H126ZM140 121H141V119H140ZM7 122V121H6ZM5 122V124H9L10 125V123H6ZM42 122V121H41ZM44 122V121H43ZM50 122V121H49ZM67 122V121H66ZM113 122V121H112ZM26 123V122H25ZM25 123H23L24 125H26ZM32 122L30 123L31 125L33 124ZM40 123V122H39ZM55 123V122H54ZM57 123V122H56ZM69 123V122H68ZM123 123V121L122 122H120V124H122ZM128 123V122H127ZM126 123V124H127ZM144 123V124H145ZM3 125H5L4 123H2ZM22 124V123H21ZM40 124H43V123H40ZM40 124L39 125H37L38 127L40 126ZM52 124V123H51ZM63 124V123H62ZM64 124H66V123H64ZM64 124H63V126H64ZM72 124H74L73 122H72ZM108 124V123H107ZM126 124H124L123 123V125H121V126H123L122 128H124V125L125 126H127V127H125L126 128V130H128L127 128H128V125H126ZM141 124V123H140ZM1 125V124H0ZM20 125V124H19ZM57 125H59V123H57ZM57 125H56V127H57ZM76 125H79V124H76ZM90 125V124H89ZM104 125V124H103ZM102 125V130H103V128H104V126ZM110 125H112V123H110ZM110 125L108 126V128L110 127ZM132 125V126H133ZM8 126V125H7ZM11 126V125H10ZM22 126V125H21ZM28 126H30V125H28ZM33 126H34V124H33ZM33 126L31 127V129L33 128ZM36 126V127H37ZM43 126H45V124L43 125ZM42 126V127H43ZM55 126V125H54ZM72 126V125H71ZM107 126V125H106ZM106 126H105V128H106ZM131 126V125H130ZM133 126V127H134ZM172 126V127H171ZM2 127V126H1ZM25 127H27V126H25ZM35 127V126H34ZM60 127V126H59ZM61 127H62V125H61ZM73 127V126H72ZM3 128L4 129H8L9 127H4L3 126ZM3 128H1V129H3ZM24 128V127H23ZM23 128H21L20 126H19V129H22L23 130ZM44 128V127H43ZM49 128V127H48ZM64 128L67 130V125L66 126H64ZM68 128H70V127H68ZM75 128H78L77 126H75L74 128H73V130H77V129H75ZM96 128V127H95ZM98 128H100V126H98ZM108 128H106V129H108ZM120 128V127H119ZM132 128V127H131ZM130 128V129H131ZM242 128H244V129H246V132H244L243 131V134L244 133H246V136H243V134L241 133V129ZM1 129H0V131H1ZM3 129V130H4ZM14 129H16L17 131L19 130V129H17V128H14ZM14 129H13V131H14ZM33 129H37V128H33ZM71 129V128H70ZM2 130V131H3ZM24 130H25V128H24ZM43 130V129H42ZM61 130V129H60ZM59 130V131H60ZM64 130V129H63ZM69 130V129H68ZM73 130H72V132H73ZM79 130V129H78ZM96 130V129H95ZM105 130V129H104ZM104 130L102 131V132H104ZM111 130V129H110ZM125 130V131H126ZM133 130V129H132ZM243 130V129H242ZM26 131H27V129H26ZM28 131H31V130H28ZM39 131H40V129H39ZM46 131V130H45ZM71 131V130H70ZM98 131V130H97ZM100 131V130H99ZM98 131V132H99ZM113 131V133L114 134H116L115 136H117L118 134L114 131V130H112ZM5 132V131H4ZM3 132V133H4ZM10 133L9 134H11V132H12V130L11 131H9ZM20 131H18V133H19ZM34 132V131H33ZM69 132V131H68ZM102 132H99L100 134H102ZM106 132V131H105ZM108 132V131H107ZM119 132H120V129H119ZM132 132V131H131ZM134 132H135V130H134ZM2 133V132H1ZM15 133V132H14ZM14 133H12L11 134V136H13L14 135ZM18 133L16 132L15 134H17L18 135ZM21 134L23 133L24 134V132H20ZM27 133H31L32 135H33V133L32 132H27ZM60 133V132H59ZM67 133V132H66ZM75 133H77L76 131H75ZM75 133L73 134V133H70V134H73V136L75 135ZM79 133V132H78ZM113 133H111V134H113ZM122 133V132H121ZM124 133H126V132H124ZM128 133V132H127ZM137 133V132H136ZM135 133V134H136ZM239 133L240 134H242V136L241 135H239ZM6 134V133H5ZM8 134V133H7ZM25 134H26V132H25ZM24 134V135H25ZM31 134H29L30 136H31ZM36 133H34V135H35ZM43 134H44V136H45V133L43 132ZM42 134V135H43ZM61 134H63L62 133V130H61ZM68 135H69V133H67ZM28 135V136H29ZM80 135V134H79ZM79 135L77 134V136L78 137H75V138H73V136H72V138L70 137V136H68V138H70L71 140L73 139V141H74V139H76V138H78V139H76V141H78V140H80L79 139ZM124 135V134H123ZM126 135H128V134H126ZM125 135V136H126ZM130 135V134H129ZM128 135V136H129ZM132 135V134H131ZM133 135H134V133H133ZM4 135L2 134V137H3ZM8 136V135H7ZM22 136V135H21ZM20 136V137H21ZM61 135H59V137H60ZM124 136V137H125ZM128 136H126V138L128 137ZM135 136V135H134ZM133 136V137H134ZM1 137V138H2ZM6 136H4V138H5ZM10 137V136H9ZM16 137V136H15ZM19 137V138H20ZM24 137H26V136H24ZM81 137H82V135H81ZM110 137H114V136H112V135H110ZM132 136H131V138H133ZM135 137H137V138H135V139H138V137L139 136H135ZM18 138V137H17ZM31 138V137H30ZM61 138V137H60ZM66 138H67V136H66ZM129 139H131L130 137H128ZM242 138H245V141H246V154H244V152L242 151L241 152V149H239L238 147H237V145L239 144V143H241L242 144ZM8 140L7 141H10L11 142V140H15V139H13L12 137H10V139L9 138H7ZM25 139V138H24ZM62 139H63V136H62ZM69 139V140H70ZM2 140V139H1ZM17 140V139H16ZM15 140V141H16ZM38 140V139H37ZM41 140H43V138L41 139ZM68 140V141H69ZM70 140V141H71ZM244 140V139H243ZM34 141H36V140H34ZM45 141V140H44ZM134 141V140H133ZM140 141H141V139H140ZM245 141H243V142H245ZM6 142V141H5ZM5 142L3 141L2 143L3 144H5ZM13 142V141H12ZM38 142L40 143V139L38 140ZM72 142V141H71ZM70 142V143H71ZM79 142V141H78ZM81 142V141H80ZM79 142V144H81ZM83 142V141H82ZM130 142L132 143V141L130 140ZM139 142V140H137V143L135 142V144H133L134 146L137 144V145H139V147H140V145L141 144H139L138 143ZM142 141L140 142V143H143ZM1 143V142H0ZM8 143V142H7ZM21 143V142H20ZM20 143H16V144H14V142H13V144H14V147H18L19 145H20ZM23 143V142H22ZM22 143H21V145H22ZM39 143H37L36 142V144H38V146L36 145V147H41L40 145H39ZM45 143H47V142H45ZM67 143H69V142H67ZM76 143V142H75ZM2 144V145H3ZM11 143H9V145H10ZM44 144V143H43ZM42 144V145H43ZM74 144V143H73ZM78 144V143H77ZM168 144V145H167ZM240 144V145H241ZM16 145V146H15ZM23 145H24V143H23ZM47 145V144H46ZM56 145H58V144H56ZM71 146H72V143L70 144ZM82 145L83 144H81V147H82ZM244 145H245V143H244ZM243 145V146H244ZM5 146H7V144H5ZM5 146L3 147L4 149H6L5 148ZM48 146V145H47ZM70 146V148H72ZM134 146H133V148H134ZM9 147H11V145L9 146ZM14 147H12L13 149H14ZM25 147V146H24ZM43 147V146H42ZM41 147V148H42ZM63 147V146H62ZM77 146L76 145H74V148H76ZM78 147H80L79 145H78ZM77 147V149H79ZM139 147H136L135 146V148L137 149H140V151L142 150L141 148H139ZM241 147V146H240ZM12 148H11V150H12ZM23 148V147H22ZM29 148H31V147H29ZM177 148H179L180 150H179V152H182V154H184V155H188L189 156V158L191 159V162L189 163V162H187V164L184 162L185 160H187L186 158H188L187 156L185 157V156H183V158L185 157V159L182 161V162H180L179 160H178V158H180L181 156H178V155H181V154H178L177 155ZM200 148L202 149L203 148V150L202 151H204V153L200 150ZM238 148V149H237ZM242 148V147H241ZM0 149H1V147H0ZM4 149H2V151L0 152V161L2 160L3 161V165H5L4 164V161H5V159L6 158H9V159H11L10 158V156H8V153L7 152H5V151H7V149H8V147H7V149L6 150H4ZM21 149V148H20ZM19 149V150H20ZM25 149H28V146H26L25 147ZM33 149V148H32ZM37 149H39V148H37ZM232 149H233V151H234V149H236V151H234V152H239V154H243L242 155V159H244L245 158V161L244 160H242V161H240L239 159H237L238 158V156H237V158H236V156H234V154L232 153V152H230V151H232ZM16 150H17V148H16ZM16 150H15V152H16ZM36 149L34 148L33 150H26V153L25 154H23L22 152H20L21 154H23L24 156H23V158L24 159H26L25 161H31V160H33L32 161V163L34 162V159L38 156V158H40V152L39 151H35ZM40 150V149H39ZM47 151H48V148L46 149ZM54 150V149H53ZM68 150V149H67ZM76 150V149H75ZM74 150V151H75ZM132 150V149H131ZM242 150H244V148L242 149ZM65 151H66V148H65ZM70 151V150H69ZM68 151V152H69ZM134 151V150H133ZM138 151V150H137ZM14 152V151H13ZM14 152V153H15ZM18 152V151H17ZM54 152H59V151H54ZM68 152L66 153L67 155H68ZM11 153V152H10ZM13 153V154H14ZM19 152L18 153H16V154H20ZM47 153H49V152H47ZM57 153H55V154H57ZM61 153V152H60ZM62 153H63V151H62ZM69 153H72V151L71 152H69ZM133 153V152H132ZM139 154V152H135V157H136V155L137 154ZM142 153V152H141ZM201 153H203V154H206V153H208V159H212L213 161H215V164H217L218 166H217V168H215V172H217V180H219L220 179V184L218 183V185L216 184V183H214V184H211V181H212V173H214V171H213V169L212 170H210V172H212L211 174L209 173V171H207V170H205L204 171V169H202L203 167H201V165L203 164V166L205 165V166H208V161L206 162V161H204L205 159L202 157V154ZM21 154L20 155H16L17 156V158H18V160H19V158H21L20 156H21ZM45 155L46 156V158H47V156L48 155H46V152L45 153H41V155ZM127 154V153H126ZM236 154H238V153H236ZM12 155V154H11ZM66 155V156H67ZM132 155H134V154H132ZM131 155V156H132ZM140 155V154H139ZM13 156V155H12ZM58 156H59V154H58ZM246 156V157H245ZM130 157V156H129ZM132 157H134V156H132ZM140 157V156H139ZM138 156H137V158H139ZM140 157V158H141ZM239 157H241V156H239ZM244 157V158H243ZM14 158V159H13ZM15 156L14 157H12V159L13 160H16L17 159ZM23 158H21V161L19 162V164H18V161L16 160V162H17V165L19 166L20 164H21V162H24L23 160ZM32 158H34V159H32ZM131 158V157H130ZM45 159V158H44ZM51 159H53L52 157H51ZM56 160H58L59 159V157L57 158H55ZM144 159V160H145ZM180 159H182V158H180ZM36 160V159H35ZM40 160H42V162H43V159H40ZM60 160V159H59ZM137 160V159H136ZM141 160V159H140ZM143 160V159H142ZM178 160V161H177ZM220 162H219V161ZM239 160V161H238ZM27 161V162H28ZM187 161H189V160H187ZM211 161V160H210ZM11 162V161H10ZM26 162V164H28ZM37 162L39 163V164H41L40 163V161H38L37 160ZM58 162V161H57ZM134 162H136V161H134ZM179 162V163H178ZM217 162V163H216ZM2 163V162H1ZM5 163H7V162H5ZM52 163H53V161H52ZM121 163V162H120ZM137 163V162H136ZM136 163H134V164H136ZM139 163V162H138ZM138 163L136 164L137 166H138ZM144 163H146V162H144ZM205 163V164H204ZM210 163V162H209ZM10 163L8 162V165H9ZM13 164V163H12ZM16 164V163H15ZM15 164H14V167H15ZM25 164V163H24ZM43 165H44V162L42 163ZM41 164V165H42ZM49 164V163H48ZM48 164H46V165H48ZM117 164H119V163H117ZM132 164V163H131ZM139 164H141V163H139ZM212 164V163H211ZM210 164V165H211ZM1 165V164H0ZM3 165H1L0 166V194L2 193V190H4V186H5V184L7 183V181L5 180L7 177H9V175L6 177V174H8V173H6V168H8V166L6 167V166H3ZM11 165V164H10ZM45 165V166H46ZM55 165V164H54ZM212 165H214V164H212ZM211 165V167L213 168V166ZM24 166V165H23ZM23 166H22V170H23ZM49 166H50V164H49ZM132 166V165H131ZM135 166V165H134ZM134 166H132L133 168H134ZM144 166V164H143V162H142V167ZM148 166V165H147ZM146 166V164H145V166L144 167H147ZM205 166H204V168H205ZM237 166V167H238ZM20 167V166H19ZM19 167H18V169H19ZM25 167V166H24ZM148 167H150V166H148ZM147 167V168H148ZM154 167H152L153 169H154ZM234 167H236V166H234ZM239 167H238V172H240L239 171ZM12 168V167H11ZM129 168V167H128ZM136 168V167H135ZM134 168V170H136V169H138V168H136L135 169ZM16 169V168H15ZM18 169H17V172H18ZM125 169V168H124ZM140 169H141V167H140ZM209 169H211L210 167L208 168V170ZM237 169V168H236ZM243 169H244V167H243ZM242 169V171H243V173L245 172L244 170ZM11 171V169H8V171ZM20 170V169H19ZM25 170V169H24ZM127 170V169H126ZM132 171H133V169H131ZM139 170V169H138ZM149 170H150V168H149ZM204 171V172H202V175L200 176V175H198L197 174V172L198 171ZM14 171V170H13ZM13 171L12 172H10V174L12 173V175H14L13 174ZM27 171V170H26ZM128 171V170H127ZM143 170L141 169V172H142ZM153 170L151 169V172H152ZM242 171H241V176L243 177V178H246V177H244L245 175L244 174H242ZM15 172V171H14ZM23 172V171H22ZM129 172H130V170H129ZM138 173H139V171H137ZM147 172H148V169H147ZM25 173V172H24ZM119 173V176L121 175L120 174V172H118ZM130 173H132V172H130ZM137 173V174H138ZM143 173H145V172H143ZM152 173V175H154ZM201 173V172H200ZM261 173H263V174H261ZM26 174V173H25ZM125 174V173H124ZM127 174H129V173H127ZM126 174V175H127ZM135 174H136V171H135V173L133 172V174H131L132 175V177H133V175L135 176ZM136 174V175H137ZM147 174V173H146ZM215 174V173H214ZM256 174H254L255 176H256ZM29 175V174H28ZM118 175V174H117ZM144 175V174H143ZM148 175V174H147ZM211 175V176H210ZM244 175V176H243ZM15 176V175H14ZM122 176V175H121ZM129 177H131L130 175H128ZM128 176H124L125 178L127 177L128 178ZM30 177V176H29ZM116 177H118V176H116ZM123 177V178H124ZM149 177H150V175H149ZM155 177V176H154ZM153 177V179H154V181H157V179L158 178H154ZM214 177H216V176H214ZM221 177H223L224 179L223 180H221ZM250 178L251 177H253V176H249ZM11 178H14V177H12L11 176ZM85 178V177H84ZM121 177H119V178H117V180L118 179H120ZM124 178V179H125ZM146 178V177H145ZM255 177H253V179H254ZM8 179V178H7ZM87 179V178H86ZM106 179V178H105ZM104 179V180H105ZM156 179V180H155ZM162 179H163V182H162ZM239 179H241V178H239ZM252 179V178H251ZM12 180H14V179H12ZM113 180H115V178L113 179L112 178V181ZM130 180V179H129ZM215 180V179H214ZM213 180V181H214ZM5 181H6V183H5ZM9 181H10V177H9ZM107 181V180H106ZM154 181H153V184H154ZM252 181V180H251ZM254 181V180H253ZM114 182V181H113ZM117 182V181H116ZM186 182V183H185ZM219 182V181H218ZM160 183V184H161ZM81 184L82 185H87V186H89L86 182H81ZM111 184H114V183H111ZM151 184H152V182H151ZM152 184V185H153ZM160 184H158V182L156 183V185L154 184L152 187H149L148 188V192H145V193H148L149 194V196H150V198H151V196H152V198H153V200H154V196L156 195V192H160V191H162V190H164L165 189V185L163 186H161ZM184 184H186V185H184ZM7 185H9L8 183H7ZM149 185V184H148ZM181 186V188H184L185 187V191L184 192H186V194L183 192V194L181 193V191H179V189H180V187L179 186ZM216 185L218 186V187H216ZM163 188H161V187ZM238 186V187H237ZM258 186V185H257ZM6 188L8 187V186H5ZM158 189H157V188ZM237 187V188H236ZM260 187V186H259ZM10 187H8V189H9ZM13 188V189H12ZM12 188H10V190H7V192H8V194H7V197L6 196H4L5 197V199H2L1 200V202H0V227H1V229H0V243H1V245L3 244V245H6V246H9L8 244H9V242H10V240H9V237L12 235V234H15V235H12V236H16V234L18 233L19 234V238H18V236H17V238L19 239L18 241H16V240H13V241H15V242H12L13 244H14V246L12 247L13 248V251H12V253L11 254H13V258H12V256H11V262L13 263V264H38L36 261V258H37V256L39 255V256H43L44 255V257H46V259L48 258L49 260L51 259V257L53 258V260H50V261H54V259H56L55 257H53L54 255H53V253H52V251L53 250H57V251H59V255H60V257H61V261H60V264H75L76 262L78 263V262H84V263H87V264H93V262H92V260L94 259L93 257H91L90 255H92V254H90V255H85L84 254V252L82 251V248H83V245H82V247L81 246H77L76 244H75V242H73L72 241V243H71V238H70V236L71 235H73V238H74V236H76L77 238H80V240L82 241H85V242H90V244H92L93 242L95 243L96 241H92V240H90L91 238H93L91 235V238H89V234H88V232L86 231V227H87V225H86V218H87V212H88V205L86 204V203H88V202H86L85 200H83L82 199V197H79L78 196V194H76L74 191H70V189H68L67 191H66V193L65 194H63V195H60L59 193V196H54V195H51V196H49V194H48V197H46V195H45V197H43V200L41 199V198H39V199H41V200H35V199H32V200H30V204L29 205H27L28 207L23 211V213H22V211L20 212L19 211V206L17 205L18 203H17V191H16V188L14 189V187H12ZM147 188V187H146ZM99 190H103L104 189V187L102 186V187H99L98 188ZM256 189H258V188H256ZM147 190V189H146ZM182 190V189H181ZM201 190L202 191H204L205 193L203 194V192H202V194L201 193H197V191H199V192H201ZM261 190H263L262 188H261ZM165 191V190H164ZM167 191V190H166ZM253 191L255 192L256 190L253 188ZM159 192H158V198H161V197H159ZM257 192V191H256ZM86 192H83V194H85ZM120 193V192H119ZM163 193H166V192H163ZM162 192H161V196H162V198L160 199V200H162L163 199V194ZM168 193V192H167ZM253 193V192H252ZM97 194V191H96V193H95V195ZM169 194H170V192H169ZM199 194H201V195H199ZM230 194V193H229ZM229 194H228V196H229ZM115 195H117V194H115ZM119 195V194H118ZM171 195V194H170ZM252 195V194H251ZM254 195V194H253ZM120 196V195H119ZM157 196H156V200H158L157 199ZM165 196H166V194H165ZM169 195H167L166 197H168ZM232 196V195H231ZM234 196V201L235 200H237L238 199V197L237 196H235V195H233ZM246 196V195H245ZM121 197V196H120ZM172 197V198H173ZM224 197H225V199H224ZM235 197L237 198V199H235ZM251 197V196H250ZM151 198V199H152ZM170 198V197H169ZM166 199L167 198H165V200L164 201H166ZM202 199H203V201H202ZM240 199V198H239ZM134 200V199H133ZM156 200H154V202L152 203V200L150 201V200H148V202H139V209H138V211H139V213H141L142 215H140V217H124L123 218V220L121 221L122 222V224H121V228L122 229H124L123 230V232H122V234L124 233V236H122V238H120L119 240H120V244H119V246H118V248L120 247V251H119V253L121 252V254H120V256H121V258L119 259L118 258V256H116L115 254L116 253H114V248H112V250H113V252L111 253V250H110V254L108 253L109 251H105V253L107 254L108 253V255H105V254H103V255H105V257L106 258H104L103 260H101V261H104L105 259H106V263L105 264H154V262H152L153 261V259H154V261L156 260V258H158L159 257V263L158 264H172L171 262H173L172 260H177V263H179L178 262V260L180 259V257H179V254L181 255H183V253H185V252H183V253H179L178 254V250L180 249H185V248H188L189 246L187 245L188 244V239L187 238H185V235H181L180 234V230H185V231H190L193 227H194V225L195 224H193L192 223V221H191V225H189V223H190V221H188V220H186V219H184V218H186L184 215V218H183V216L181 215V216H179L178 214H183V213H176V210H178L179 208H175L176 210H175V212H174V207L175 206H173V208H171V207H167L168 205H166L167 204V202H166V204H164V203H162L161 201H159L157 204L155 203V201ZM170 201H171V198L169 199ZM230 200V199H229ZM228 200V201H229ZM231 200H232V197H231ZM249 200V199H248ZM146 201H147V199H146ZM163 201V202H164ZM211 201V202H212ZM238 201V200H237ZM242 201V200H241ZM134 201H133V203H135ZM169 202V201H168ZM178 202V201H177ZM207 202V201H206ZM205 202V203H206ZM233 202V201H232ZM246 202V201H245ZM135 203V204H136ZM211 204L209 201L207 202V204L206 205H209V204ZM236 203V202H235ZM234 202H233V204H235ZM238 203V202H237ZM239 203H240V201H239ZM137 204H136V206H137ZM199 204V203H198ZM229 204V203H228ZM243 204H244V202H243ZM246 204V203H245ZM166 205V206H165ZM203 205H205V204H203ZM230 205V204H229ZM238 205V204H237ZM171 206V205H170ZM211 208H213L214 209V207H213V205H209ZM235 205H233V207H234ZM230 207H232V205L230 206ZM239 207V206H238ZM242 207V206H241ZM240 207V208H241ZM263 207V206H262ZM169 208L171 209V210H173V211H170L169 210ZM205 207L203 206V209H204ZM207 208V207H206ZM205 208V209H206ZM235 208H237V206L235 207ZM217 209V210H218ZM135 210V209H134ZM210 210V209H209ZM215 210H216V208H215ZM229 210H235L234 208L233 209H229ZM239 210V209H238ZM138 211H137V213H138ZM205 211V210H204ZM211 211H212V214H213V210L211 209ZM219 211V212H220ZM171 212H173V214H175L176 213V216H174ZM177 212H179V211H177ZM203 212V211H202ZM235 212V211H234ZM259 212V211H258ZM260 212H261V210H260ZM136 213V212H135ZM139 213H138V215H139ZM203 213V214H204ZM261 213H263V212H261ZM209 214H210V211H209ZM254 214H255V212H254ZM178 215V216H177ZM214 215H216L217 216V213L216 214H214ZM214 215H211L210 217H209V215H208V219L209 218H211V217H213ZM226 215H227V213H226ZM258 215V214H257ZM29 216H31V218H32V220H34V222H32L31 224L32 225H30V223L28 224L29 226H26V225H24V226H26V227H24L23 226V228L24 229H26V232H25V230L24 229H22V221L25 219V218H27V217H29ZM192 216V218L193 219H195L194 217H193V215H191ZM216 216H214V217H216ZM222 216V215H221ZM261 216V215H260ZM2 217V218H1ZM259 217V216H258ZM7 218H9V220H11V223L12 224H10V225H8L7 224V222L6 223H4V219L5 220H7ZM146 218H148L149 220L148 221H151V223H149L148 221H147V219ZM190 218V217H189ZM191 218V220H193ZM262 218V217H261ZM28 219H30V218H28ZM146 219V220H145ZM228 219H229V217H228ZM206 220V222H209L210 221V219H209V221L207 220V218L205 219ZM213 220V219H212ZM212 220L210 221V222H212ZM25 222H27V220H24ZM194 221V220H193ZM9 222V221H8ZM25 222H23V223H25ZM205 222V221H204ZM203 222V223H204ZM198 223V224H199ZM215 222L213 221V224H214ZM208 225H207V227L209 226V223H207ZM212 224V223H211ZM193 225V226H192ZM197 225V224H196ZM195 225V227H197ZM205 225V224H204ZM194 227V228H195ZM204 227V226H203ZM209 227H212V226H209ZM198 228V227H197ZM199 228H201L200 226H199ZM197 229V231H199V230H201V229ZM255 228V227H254ZM178 229H180L179 231H178ZM254 230V229H253ZM264 230V229H263ZM178 231V232H177ZM192 231V230H191ZM257 231V230H256ZM184 232V231H183ZM196 232V231H195ZM200 232V231H199ZM172 233L174 234V236L172 235ZM188 233V232H187ZM187 233H186V235H187ZM198 233V232H197ZM183 234H185V233H183ZM190 234H191V236H192V233H190L189 232V236H190ZM256 234V233H255ZM162 235H164V237H165V239H166V237H169L170 239H171V237L172 238H174V239H171L172 241L173 240H175L173 243L172 242H170L169 240H168V242H170L169 243V245L171 246V247H168V246H166V248H164V249H162V246H164V245H162L161 246V244H159L160 246H161V249L162 250H160L158 247H157V250H160L161 251V255L159 254V255H155V254H147L148 252H146L148 249H153V248H155L154 247V245H155V243L153 244V242L154 241H156V240H158L157 238H159V237H162ZM193 237H195V234H194V232H193ZM197 236H198V234H197ZM254 236V235H253ZM258 236V235H257ZM257 236H255V237H257ZM72 237V236H71ZM186 237H188V235L186 236ZM16 238V239H17ZM70 238V239H69ZM72 238V239H73ZM192 238V237H191ZM190 237H189V239H191ZM114 239V238H113ZM165 240L164 238H161L160 240ZM186 239H187V242H186ZM193 239V238H192ZM78 240V239H77ZM79 240V241H80ZM97 240V239H96ZM160 240H158L159 242H160ZM163 240H162V242H163ZM194 240V239H193ZM74 241H76V240H74ZM111 241H114V240H111ZM158 241L156 242L157 243V245H158ZM98 242V241H97ZM101 242H102V240H101ZM105 242V241H104ZM103 242V243H104ZM107 242V241H106ZM110 242V241H109ZM165 242V241H164ZM168 242L166 241V243H164V244H167L168 245ZM11 243V242H10ZM81 242H79V244H80ZM100 243V242H99ZM98 243V244H99ZM103 243H102V246H103ZM108 243V242H107ZM114 243V242H113ZM112 243V244H113ZM116 243H117V240H116ZM161 243V242H160ZM246 243H247V241H246ZM84 244H87V243H84ZM163 244V243H162ZM250 244V243H249ZM248 244V245H249ZM0 245V246H1ZM81 245V244H80ZM89 245V244H88ZM104 245H105V243H104ZM92 246V245H91ZM107 246H109V245H107ZM110 246H112L111 245V242H110ZM188 246V247H187ZM207 246V245H206ZM94 247V246H93ZM96 247H98V246H96ZM95 247V248H96ZM99 247H101V246H99ZM98 247V248H99ZM114 247V246H113ZM117 247V246H116ZM115 247V251H117L118 249ZM256 247H257V245H256ZM94 248V249H95ZM104 248V247H103ZM103 248H101V250H97L96 249V251H97V253H98V251H102V249ZM201 248V247H200ZM204 247H202V249H203ZM251 248H253V246H251ZM88 249H89V247H88ZM100 249V248H99ZM107 248H105V250H106ZM109 249H111V248H109ZM117 249V250H116ZM156 249V248H155ZM189 249V248H188ZM214 249V248H213ZM254 249V248H253ZM90 250V249H89ZM88 250V251H89ZM169 250H173V251H176V253L178 254V256L176 255V254H169L168 255V252L167 251H169ZM205 250V249H204ZM261 250V249H260ZM104 251V250H103ZM151 251V250H150ZM156 251V250H155ZM155 251H153V252H155ZM185 251V250H184ZM208 251V250H207ZM252 251H254V250H252ZM256 251V250H255ZM262 251V250H261ZM158 252V251H157ZM170 252V251H169ZM180 252H182V250L180 251ZM199 252V251H198ZM263 252V251H262ZM156 253V252H155ZM200 254H201V252H199ZM203 253V252H202ZM205 253H206V251H205ZM256 253H257V251H256ZM255 253V257H256V259H257V263H256V261H255V264H264V258H262V257H260L258 254H256ZM94 254H95V252H94ZM157 254V253H156ZM199 254V255H200ZM223 254V253H222ZM252 254H253V252H252ZM98 255H102L101 253H99ZM118 255V254H117ZM8 256V255H7ZM10 256V255H9ZM56 256V255H55ZM183 256H185V255H183ZM254 256V255H253ZM262 256H264V253H263V255ZM44 257H43V259H44ZM59 257V258H60ZM99 257H103V256H99ZM202 257V256H201ZM93 258V259H92ZM47 259V260H48ZM58 259V258H57ZM71 259V260H70ZM96 259V258H95ZM94 259V260H95ZM102 259V258H101ZM46 260V261H47ZM49 260H48V262H49ZM59 260V259H58ZM180 260H182L183 261V259L181 258ZM38 261H39V259H38ZM56 261V260H55ZM157 261V262H158ZM105 262V261H104ZM104 262H103V264H104ZM156 262V263H157ZM181 262V261H180ZM49 263H52V262H49ZM55 263V262H54ZM54 263H52V264H54ZM57 264H58V262H56ZM99 263V262H98ZM186 262H183V264H185ZM95 264V263H94ZM176 264V263H175ZM180 264H182V262L180 263ZM188 264V263H187Z\"/></svg>",
  "mask_w": 264,
  "mask_h": 264
}]
</instances>
